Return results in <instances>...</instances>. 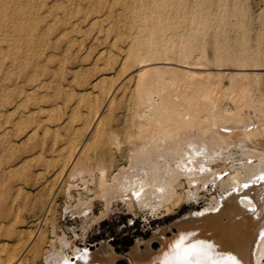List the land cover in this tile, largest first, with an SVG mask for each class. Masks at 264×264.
<instances>
[{"label": "rangeland", "instance_id": "obj_1", "mask_svg": "<svg viewBox=\"0 0 264 264\" xmlns=\"http://www.w3.org/2000/svg\"><path fill=\"white\" fill-rule=\"evenodd\" d=\"M9 6H11V8H9V6H7V4ZM0 0V10L2 9V11H0V16H2L3 18H5V20L1 17V22H0V29L2 28L0 36V62L3 64H6L7 65L5 67L2 66L1 67V63H0V72L1 70L3 71L2 73H0V78L2 77V79H0V135L2 134L1 138L3 139L4 137H10V138H4L3 140H1L0 138V143H2V146L4 147H1V144H0V165L2 163V165L0 166V178L3 177V179H0V195H2V197H0V206H4L3 209H1L0 207V227H6V228H0V246L2 248H0V264H3L6 259L8 257H11L12 258V262L11 264H15L16 262V259H18L20 256H25V263L26 264H44V258H45V255L47 254L46 252H51L53 249V247L55 248H59V239L61 236L59 235H63L64 232H66V237L71 241V245L72 243L74 244H77L79 245L80 247L84 248V247H87L92 250H95L98 246H99V242L101 240H109V242H111L113 245L115 246H122L124 248L128 247V246H131L132 243H134L135 239L137 236H142V237H149L153 230L156 229L157 227L161 226V225H164V224H168L170 222H172L173 220L179 218L181 215H183L184 213L186 212H189L193 209H198V207H203V205H207L209 204V202L211 201V197L212 196H220L221 194H223L227 189L226 187H221L219 186V180H221L222 177L226 176L227 173L230 171V167H229V162L227 161H224L221 157H217V158H214L213 157V169H216L215 166H217V169L216 170V176L214 177L213 175H211V172L209 173V171L205 174V178H204V175L203 178L206 179V180H201L203 181L200 182L199 179L196 183V186L198 185V188H199V195L197 197V200H192L186 204H184L182 207H179L177 209H174V211L170 214H167V215H163L161 216V218H157V216H155L154 214H150L148 213V221L147 220H144L141 216H135L133 217V214H132V211L129 210L128 208H126V205L122 206L121 202L119 201H114L113 202V208H115V211L112 212L105 220L102 221L101 224H94V222L92 223V229L90 228L89 231L83 235V230H82V227H80L82 225V220H81V217L78 216V212H75L76 214L73 213V211L71 212L70 210V213H66L64 212L65 208L67 209L68 206L70 205H74L75 203H77L76 201L78 199H85L87 198L86 195H88L89 192H85L83 190V182L82 181V177L81 176H76V177H70L68 174H70L71 172L70 171H73V167H75L73 164V160L75 158V156H81L78 157V164L82 167V166H85L88 173L86 172L85 173V177L86 179H91V175L89 172H95V173H98V170L100 166H105L106 164V167L108 168H112V169H109L107 168L108 171L110 172H113V171H117L118 168L121 169V167H123L124 165H129V161L130 159L132 158V155L134 154V150L137 151V149H141L140 151H142V149L145 151H147V148L148 146H150V143H152V148L155 147V146H160L161 144H163L165 142V140H162V138L159 140V137L160 135L158 134L159 133V129L160 128V125L162 124V121H165L163 122V124H167V127L166 125H164L165 129H170L169 132L167 130V132L164 131V134H168L166 135L167 137V141H169V143L174 144L172 142H175L174 139L176 140V137H178L179 135H185L186 133H190V137L193 138V141L198 142V144L201 146L202 144H204V140L203 138H201V135L199 133H197V128L198 127H204V125L208 126L212 129V130H217L218 132L226 135L228 132H225L224 129H221V126H219L218 124H215V123H211V119L209 118H205L204 116H202V113L200 115V113L203 110V108H211V106L213 105V102L209 99H205L203 96H202V93H203V89L202 87L200 86V84L198 85V83H202V80H203V83L206 84V85H211L210 86V96H212V100L213 99H216V102L215 104L222 107V110H221V113L224 114V116L226 117V120L227 122H221L225 125H227L228 127L231 126L232 128V133H236L237 135L239 136H244L245 138H247L246 140H248V142L254 146L255 148H258L262 153H264V144L262 143H257L256 141H249V134H256L257 136H261V133L264 132V0H230V1H227L225 0H214V3H217V2H220V5L219 3H217L216 5L212 2V1H208L206 0V5H205V0H169L170 1V6L172 4V8H170L169 5H167V3H169V1L165 0H126V2L124 0H119L120 1V4H117L116 1L118 0H108L106 2L108 3H104V4H100L101 1L103 0H91V2L89 0H22L24 1V3L21 1V0H11L12 3H10V0ZM27 1V2H26ZM35 3H34V2ZM71 3V5H68L69 3ZM72 1V2H71ZM75 3H74V2ZM110 1V3H109ZM133 3H132V2ZM143 1V2H142ZM153 1V2H152ZM158 1V2H157ZM176 1V2H174ZM184 1H187L184 2ZM191 1L193 2H197L198 4H202V7L199 6L198 4H193V2L191 3ZM204 1V2H203ZM217 1V2H215ZM224 2V4L221 2ZM235 2V4L232 2ZM3 2V4H2ZM14 2V3H13ZM17 2V3H16ZM19 2V3H18ZM38 2V3H37ZM47 3L46 5V8H45V5L43 3ZM67 2V3H66ZM98 2V3H97ZM111 2H113V4L111 5ZM122 2V3H121ZM152 2V3H151ZM167 2V3H166ZM178 2V3H177ZM181 2V3H180ZM189 2V3H188ZM209 2V3H207ZM212 2V4H211ZM230 4H229V3ZM238 2V4H237ZM27 3V4H26ZM30 5H29V4ZM34 3V5H33ZM41 3V4H40ZM45 3V4H46ZM49 3V4H48ZM84 3V4H82ZM90 3V4H89ZM137 3H142V9H145L144 11L141 10V6ZM147 3V4H146ZM158 3V4H156ZM160 3H161V7H163L161 9V7H158L160 6ZM164 3H165V6H164ZM175 3V6L177 7V4L179 5L178 6V10L180 11H175L177 10L174 9L175 6H173ZM185 3V4H184ZM228 3V4H227ZM6 4V6L4 7V5ZM20 6V9H21V13L19 11V6L17 7V5ZM39 4V5H38ZM56 4V5H55ZM66 4V5H65ZM89 4V6H88ZM96 4V5H95ZM98 4V5H97ZM123 4V5H122ZM125 4V5H124ZM144 4V5H143ZM180 4H184L183 6H180ZM190 6L187 7L188 10H185L183 11V7L185 6ZM207 4H208V8H207ZM25 8L23 9L22 6ZM27 5V6H26ZM37 7H36V6ZM43 5V7L41 6ZM60 5H62L60 7ZM65 5V6H64ZM68 5V6H67ZM74 5V6H73ZM93 5H95V7H93ZM99 5L101 7H104V8H101L99 7ZM108 5V6H107ZM111 5V7L109 8V6ZM130 5V6H129ZM149 5L148 10L151 12H145V11H148L146 10V6ZM153 5V6H152ZM158 5V6H157ZM193 5V6H192ZM205 5V7L203 6ZM211 5V6H209ZM212 5H215V6H212ZM228 7L226 8L225 6ZM15 6V7H14ZM31 6V7H30ZM48 6V7H47ZM57 7H60L61 8V11H60V8H56ZM69 6L72 8H69ZM82 9H80L81 7ZM107 6V7H105ZM119 6V7H118ZM126 6V7H125ZM137 6V8L135 7ZM152 8H151V7ZM169 6V8L167 7ZM201 7L200 9L197 7ZM224 6V7H223ZM234 8H233V7ZM241 6V7H240ZM6 7L8 8L6 9ZM39 7V8H38ZM53 7V8H52ZM56 9H55V8ZM65 7V8H64ZM74 7V8H73ZM80 7V8H79ZM97 7V8H96ZM99 7V8H98ZM113 7V8H112ZM158 7V8H157ZM165 7H167L168 9L166 10ZM193 7V8H192ZM209 7H211L212 9H210ZM217 7H221L219 9V12H217ZM230 7V8H229ZM5 8V9H4ZM15 11L13 12H16V13H13L12 10L13 9ZM18 8V9H17ZM35 10H33V9ZM38 8V9H37ZM88 8V9H87ZM90 8V9H89ZM93 8V9H91ZM94 8L97 10H94ZM126 9V10H123V9ZM130 10L131 11H128L127 10ZM155 10H154V9ZM157 8V9H156ZM160 8V9H159ZM181 8V10H180ZM192 8V9H191ZM198 11V13L196 12V10ZM203 8H205L204 10L206 12H210V13H207L203 10ZM229 8V9H228ZM34 11L33 14L30 13L32 10ZM43 9V10H42ZM44 9L48 10V11H44ZM55 11H53V10ZM79 9V10H78ZM137 9H140L137 11ZM162 10L163 14L161 11L159 10ZM173 9V10H171ZM190 9L192 10V12L190 11ZM199 9V10H198ZM207 9V10H206ZM215 9V10H214ZM226 9V10H225ZM7 10V11H6ZM11 10V13H9ZM18 10V12L16 11ZM31 10V11H30ZM40 10V11H39ZM65 10V11H64ZM68 10V12L66 11ZM75 10V11H74ZM78 10V11H77ZM83 10V11H81ZM89 10V11H88ZM92 10V11H90ZM102 12H100V11ZM116 10V11H115ZM157 10V11H156ZM195 10V11H194ZM3 11H6L5 13ZM53 11V12H52ZM72 11V12H70ZM81 11V13L79 12ZM97 13H96V12ZM128 11L129 14H133V17L132 15L131 16H128V13H124ZM142 11V14L140 15V12ZM159 11V12H158ZM168 11H172L170 12V14L168 15ZM177 13V15L175 16V12ZM186 11V12H185ZM196 12L197 14H194L193 13ZM202 13L200 14L199 13ZM203 11V12H202ZM212 11H214L212 13ZM220 11H222L220 13ZM227 14V16L229 18H227V16H225V12ZM236 11V14L234 13ZM2 12L7 15L11 20V22H9L8 20H10L7 16H5L4 14H2ZM24 12H27V13H24ZM39 12V14L37 13ZM54 14H52V13ZM90 12V13H89ZM104 12V13H103ZM111 12V13H109ZM117 12V13H116ZM131 12V13H130ZM138 12L139 13V17L142 19L141 21H143V26L140 25L141 21L140 18L138 17ZM175 14H174V13ZM184 14H183V13ZM188 12V13H187ZM190 12V13H189ZM216 12V13H215ZM20 14V16L17 15ZM36 13V14H35ZM65 13V18L63 19L62 16L63 14ZM68 13V14H67ZM71 13L73 14V16L71 15ZM78 13V14H76ZM85 13V19H84V16H82L83 14ZM95 13V14H94ZM180 13V15H179ZM187 13V14H186ZM194 14V16L192 15L191 17V14ZM205 13V14H204ZM213 15H212V14ZM223 13V14H222ZM229 13V14H228ZM12 14V15H9ZM16 14V15H15ZM27 14V16L25 15ZM51 16H50V15ZM100 14H103V15H100ZM107 14H111L109 15L110 17H107L108 15ZM115 14V16H114ZM117 14V15H116ZM126 14V16H125ZM135 14V15H134ZM147 14V15H146ZM148 14L152 15L154 14V18L152 16H148ZM187 15L188 18H186V16L184 15ZM190 16H189V15ZM217 14V15H216ZM33 15V17H32ZM41 15V16H40ZM42 15H44L43 17H45L43 19ZM47 15V16H46ZM52 15H53V19H52ZM71 15V16H69ZM77 15V16H76ZM98 17H97V16ZM143 15V16H142ZM162 15V16H160ZM164 15H165V19H164ZM183 15V17L181 16ZM202 15L201 18L205 17V18H208V19H205L203 18V20L201 21L199 18V16ZM17 16V17H15ZM23 16V17H22ZM26 18H25V17ZM40 16V17H38ZM89 18H88V17ZM101 16V17H99ZM104 16V17H103ZM118 16V17H117ZM123 16V17H122ZM137 16V17H136ZM148 18H147V17ZM156 16V17H155ZM171 16V17H170ZM175 17L176 19H179L180 22H178L179 20H175V22H177L175 24L174 22V19L173 17ZM208 16V17H207ZM211 16V17H210ZM213 16H217L216 19L213 17ZM220 16V17H219ZM221 16H222V19H221ZM14 20L17 19V20ZM20 17V18H19ZM34 19H32V18ZM35 17V18H34ZM42 17V18H41ZM69 17V18H68ZM106 17V18H105ZM116 17V18H115ZM122 17V18H121ZM163 17V19L161 18ZM170 17V18H169ZM188 19L189 22L191 23V26L190 24L188 23V21L185 19ZM197 17V18H196ZM26 20H25V19ZM42 20H40V19ZM51 18V19H50ZM58 18V20L56 19ZM60 18V19H59ZM72 18V19H71ZM83 18V19H81ZM114 18V19H113ZM131 18V19H130ZM151 18L152 21L149 19ZM156 18V20H155ZM173 20H172V19ZM183 18H184V21H183ZM192 18V19H191ZM3 19V20H2ZM8 19V20H6ZM20 19V20H19ZM23 19H24V22H23ZM32 19V21H30ZM65 20L66 22L62 21L61 20ZM67 19V20H66ZM70 19V22L73 24L71 27H70V22H67L68 20ZM87 19V20H86ZM105 19V20H103ZM109 19V20H108ZM115 19H116V22H115ZM122 19V20H121ZM126 19V23L124 22V20ZM128 19V20H127ZM131 22H130V20ZM136 22H135V20ZM144 19V20H143ZM145 19H146V23H148L149 21H151V24H145ZM161 19V20H160ZM167 19V20H166ZM171 21V25H170V22L169 20ZM182 19V20H181ZM195 19V20H193ZM201 21L200 23L197 21ZM213 19V21H212ZM225 19H228V20H225ZM28 20V21H27ZM38 20V21H36ZM45 20H48L45 21ZM73 20V21H72ZM81 22H78L80 21ZM84 20V21H83ZM114 20V21H113ZM132 20L134 21V24L135 23H138L137 25L133 24ZM148 20V22H147ZM155 20V21H153ZM158 20V22H157ZM160 20V21H159ZM165 20V21H164ZM206 22V20H208V24L207 22L204 23L203 25H206V28L203 29L202 27H205L203 25H201L203 22ZM222 20H225V22ZM19 21H20V24H19ZM22 21V22H21ZM36 21V22H35ZM41 21V22H39ZM60 21V22H59ZM163 21V22H162ZM182 21H183V24L184 22H186V25L183 26L182 24ZM211 21V22H210ZM18 22V23H17ZM26 22V23H25ZM28 22L29 25H28ZM39 22V24H38ZM57 22V23H56ZM108 22V23H107ZM113 22V23H112ZM124 22V23H123ZM161 22V24H160ZM164 22H166V24H164ZM168 22V23H167ZM195 22H198L199 26L198 28L196 26V24H194ZM3 23V24H2ZM4 23H7V25L9 24V28L7 27V25H5ZM13 23V24H12ZM25 23V24H24ZM36 23L38 24L36 26ZM52 23V24H51ZM61 25H60V24ZM66 23V24H65ZM69 23V24H67ZM99 23V24H98ZM104 26H103V24ZM114 24L116 26V29L114 28L115 26L112 24ZM141 23V24H142ZM158 24L159 27L156 26V28H158L159 30H161L159 32V30L157 31H154L153 29L155 28V25ZM197 23V24H198ZM14 24H15V27H14ZM23 24V25H22ZM35 24V25H34ZM57 24V25H56ZM124 24V25H122ZM129 24V25H128ZM133 24V25H132ZM174 24V26H173ZM189 24V26L187 25ZM2 25V27H1ZM4 25V26H3ZM18 27H17V26ZM40 25V27H39ZM55 26V28L53 26ZM67 25V26H66ZM84 25V26H83ZM87 25L89 28H87ZM113 28H109L111 26ZM132 27H131V26ZM161 25L163 27H161ZM166 25V26H165ZM178 25V26H177ZM208 25V26H207ZM21 26V28L23 27V29L21 30V28L19 29V27ZM31 29V32H28L30 31L29 27ZM32 26V27H31ZM43 26V27H42ZM58 28H57V27ZM83 26V27H81ZM102 26V27H101ZM124 26V28L122 27ZM145 26V28H144ZM168 26V27H167ZM170 26V28H169ZM173 28H172V27ZM183 26V27H182ZM186 26H188L189 28H187ZM194 26V27H193ZM11 27V28H10ZM35 27V28H33ZM39 27V28H38ZM69 27V28H68ZM93 27V28H91ZM95 27V29H94ZM121 27V28H120ZM125 27H127L125 29ZM143 27V28H142ZM147 27V28H146ZM151 27V28H149ZM154 27V28H153ZM167 27V29H166ZM179 27H182L179 28ZM186 27V28H185ZM201 27V28H200ZM208 27V28H207ZM13 28H15L13 30ZM25 28L27 31H25ZM38 28V29H36ZM51 28H54L55 30L51 29ZM91 28V29H90ZM98 28V29H97ZM105 31H103L102 29ZM135 28L137 31H135ZM178 28V29H176ZM183 28L185 29V31L183 30ZM194 28V29H193ZM5 29V30H4ZM9 29V30H7ZM29 29V30H28ZM45 29H47L46 31L48 33L45 32ZM70 29V30H69ZM86 29V30H84ZM90 29V30H89ZM93 29V30H92ZM111 29V30H110ZM117 29L119 31H117ZM122 31H121V30ZM130 29V32L129 33V30ZM141 29H145L144 31H142ZM152 32H151V30ZM7 30V32H6ZM13 30V31H12ZM21 30V31H19ZM24 30V31H23ZM39 30V31H38ZM44 30V32H43ZM53 30V31H52ZM67 30L69 31V33H67ZM84 32H82V31ZM97 30V31H96ZM101 32H99V31ZM110 30V31H109ZM113 30V31H112ZM116 30V32H115ZM126 30V31H125ZM149 31L147 32V34L149 35V39H148V36L146 34V31ZM163 30V31H162ZM165 30V31H164ZM193 31L192 33H196L197 31L202 32L200 33H197L199 34L198 35H195L192 36L191 35V31ZM196 30V31H194ZM11 33H15V34H11ZM23 31V32H22ZM33 31V32H32ZM36 31V32H35ZM52 31V32H50ZM59 31V32H58ZM71 31V32H70ZM75 31V32H74ZM79 31V32H78ZM125 31V32H124ZM153 31L154 33H158L157 35L154 34V35H151L153 34ZM173 31H175L176 33H174ZM189 31V32H188ZM29 34H28V33ZM55 32V33H54ZM58 32V33H57ZM74 32V33H72ZM78 32V34H77ZM87 32V33H86ZM98 32V33H97ZM108 32V33H107ZM129 34V36H124V35H127L126 34ZM143 32V33H142ZM172 32V33H171ZM188 34H186V33ZM8 33V34H7ZM9 33L11 34V39H10V35ZM27 33V34H25ZM31 33V34H30ZM37 33V34H36ZM39 33V34H38ZM41 33V34H40ZM52 33V35H51ZM57 33V34H56ZM71 33V34H70ZM83 33V34H82ZM91 33V34H90ZM107 33V34H106ZM124 35H123V34ZM139 33V34H138ZM144 34L143 36L140 34ZM174 33V35H173ZM7 34L8 37L5 35ZM24 34V35H23ZM34 34V35H32ZM73 34V35H72ZM82 34V35H81ZM98 34V36H97ZM102 34H106V35H102ZM109 34V35H108ZM114 34V35H113ZM164 34H166L164 36ZM178 34V36L180 34V37L178 38V36H176ZM203 37H201L202 35ZM22 35V36H21ZM27 35L28 38H30V40L32 42H34L36 39L39 40V41H35L34 43H32L28 38H25ZM31 35V36H30ZM38 37H37V36ZM41 35V36H40ZM43 35L46 37L43 38ZM49 35V36H48ZM56 35V36H55ZM68 35V36H66ZM71 37H70V36ZM77 35V36H76ZM80 35V36H79ZM88 35V36H86ZM93 35V36H92ZM140 35V37H138ZM188 35L189 38H186V36ZM16 36V37H15ZM49 38H48V37ZM60 36V37H59ZM84 36V37H83ZM103 36V37H102ZM108 36V38H107ZM110 36V37H109ZM114 36V37H113ZM119 36H121V38H118ZM123 36V37H122ZM155 38H154V37ZM160 36V38L158 37ZM161 36H163V38H161ZM172 36H174L172 38ZM182 36L184 37L182 38ZM192 36V37H191ZM198 36V37H197ZM4 37V38H2ZM7 37V40H5ZM13 37V38H12ZM33 37V38H32ZM42 38V39H38V38ZM59 37V39H58ZM63 37V38H62ZM70 37V38H69ZM76 37V38H75ZM89 37V38H88ZM98 38L97 40H94L96 38ZM107 38L106 40L103 39V38ZM125 37H128L125 38ZM142 37H144V40H141L143 39ZM160 39L162 41V43H159L158 39ZM177 37V38H175ZM191 37V38H190ZM198 39H197V38ZM202 38L204 39V41L202 40V42L198 41L199 38ZM18 38V39H17ZM32 38V39H31ZM35 38V39H34ZM52 38V40H51ZM56 38V39H55ZM62 38V39H61ZM66 38V39H65ZM69 38V39H68ZM75 38V39H74ZM88 38V40H87ZM130 38V40H129ZM138 38V42L136 41ZM141 38V39H139ZM182 38V40H181ZM195 38V39H193ZM200 38V39H201ZM216 38V39H215ZM18 41H16V40ZM34 39V41H33ZM44 39V40H43ZM50 41H49V40ZM71 39V40H70ZM78 39V40H77ZM83 39V40H82ZM85 39V40H84ZM117 39V40H116ZM122 39V40H121ZM147 39V42H145ZM152 39V40H150ZM155 39V40H153ZM14 40V41H13ZM23 42H22V41ZM25 40V41H24ZM47 40V41H46ZM64 42H63V41ZM80 40V41H79ZM101 40V41H100ZM115 40V41H114ZM123 41L125 43H121L120 42ZM142 44H146L147 45L149 44V46L151 47V45L154 43L155 41V45H153V47L156 45L159 46L160 48L158 47H151L152 50L150 49V47H146L143 46L142 44L141 45H138V43H141ZM184 40V41H183ZM188 40V42L186 41ZM190 40V42H189ZM193 43L192 44V42ZM196 40V41H195ZM214 40H215V43L217 42V47H216V44L214 43ZM8 41V42H6ZM16 41V43H15ZM28 41V42H27ZM42 41V43H41ZM60 41V42H58ZM74 41L73 43L75 44H72L71 42ZM77 43H76V42ZM92 41V42H91ZM99 41V42H98ZM105 41V42H104ZM117 41H118V45L117 47L115 46V43L117 44ZM129 43H126L128 42ZM144 41V42H143ZM150 41V43H149ZM153 41V43H152ZM160 41V42H161ZM179 43H177V42ZM188 44H185L186 42ZM12 42V43H11ZM25 42V43H24ZM31 42V43H30ZM51 42V43H50ZM63 42V43H62ZM84 42V44H83ZM88 42L91 44H88ZM105 44H103V43ZM110 42V43H109ZM135 42V43H133ZM137 42V43H136ZM159 44H158V43ZM185 42V43H184ZM13 44L11 46V44ZM24 43V44H23ZM28 43H30L28 45ZM47 43V44H46ZM60 44L61 45H57V44ZM68 43L70 45H68ZM93 43V44H92ZM96 43V44H95ZM108 43V44H107ZM115 46H113L112 45ZM121 46H120V44ZM152 43V44H151ZM166 43V45H165ZM169 43V44H168ZM196 43L200 46H197ZM204 45H203V44ZM8 44V45H7ZM20 44V45H19ZM26 44V46H25ZM39 44V46H38ZM54 44V45H53ZM66 44V46L64 45ZM86 44V45H85ZM101 44V46H100ZM134 44L138 45V46H135ZM175 44V45H174ZM181 44H185L184 47H186V45H193L190 47L188 46L187 48H184L183 46L181 47ZM205 44L207 46V48L205 47ZM33 45V46H31ZM37 45V46H35ZM42 45V46H40ZM73 45V46H71ZM88 45V46H87ZM105 45L107 47H105ZM110 47H109V46ZM169 45V46H168ZM7 49H6V47ZM11 46V47H9ZM22 46V48H21ZM57 46H59L57 48ZM77 46V47H76ZM82 46V47H81ZM85 46V47H84ZM98 46V47H97ZM137 48L136 50L137 51H134L135 50V47ZM143 46V47H142ZM175 46V47H174ZM196 48H193L195 47ZM215 48H213V47ZM21 49H20V48ZM32 47V48H31ZM61 47V48H60ZM65 47V48H63ZM87 47V48H86ZM91 47V48H90ZM96 47V48H95ZM105 47V48H104ZM112 47V49H111ZM122 47V48H121ZM141 47V48H140ZM161 47H163V50H161ZM198 47V48H197ZM203 47V48H202ZM14 50H13V49ZM31 48V49H30ZM36 48V49H35ZM41 48V49H40ZM71 48V49H70ZM79 48V50H78ZM101 48V49H100ZM118 48V49H117ZM119 48H120V51H119ZM138 48L141 50V52L138 50ZM178 48V53L177 54V60H174L176 59V54H174L176 52L175 49ZM191 48H192V51H191ZM24 51H23V50ZM33 49V50H32ZM38 49V50H37ZM62 49V50H61ZM70 49V50H69ZM74 49V50H73ZM82 49V50H81ZM92 49V50H90ZM97 49V50H96ZM100 49V50H99ZM111 49V50H110ZM128 49V50H127ZM146 50V52L144 50ZM160 51H159V50ZM174 49V50H172ZM186 51H185V50ZM195 49V50H193ZM217 49V51H216ZM7 50L8 51V54L10 55H7ZM12 50V51H11ZM36 50V51H35ZM67 50L68 53H67ZM81 52V53H79ZM81 50V51H80ZM85 50V51H84ZM91 52V56H90V52ZM96 50V51H95ZM106 50V52H105ZM115 50V51H113ZM123 53H122V51ZM125 50V51H124ZM132 50V51H131ZM151 50V51H150ZM154 50V51H153ZM157 50V52H156ZM200 50V51H199ZM208 50V51H207ZM218 53V56L217 54H213L212 52H215ZM15 51V52H14ZM57 51V52H55ZM62 51V52H61ZM88 51V54H84ZM99 51V52H98ZM117 51L119 53H117ZM150 51V53H149ZM174 51V52H173ZM187 51H188V56L187 55ZM197 51V52H196ZM17 57H15V54ZM20 52V53H19ZM22 52H24V56H21ZM61 52V54H60ZM74 52H76L77 54H75ZM111 52V53H110ZM115 52V53H114ZM126 52V54H125ZM140 52V53H139ZM154 52V55L152 57V53ZM173 54H172V53ZM195 52V54L193 53ZM2 53V54H1ZM13 53V55H12ZM19 53V55H18ZM28 53V54H27ZM47 53V54H46ZM72 56H71V54ZM79 53V54H78ZM102 53V54H101ZM107 53V54H106ZM113 53V54H112ZM131 53V54H130ZM138 53V56L139 58L137 59V54ZM147 53V54H146ZM164 53V54H163ZM166 53L168 55H166ZM190 53V54H189ZM193 53V54H192ZM202 53V56H200ZM203 53H207V54H211V58H210V55H204L203 56ZM49 54V55H48ZM74 54V55H73ZM95 54V55H94ZM109 54H111L110 56H108ZM121 56H120V55ZM157 54V55H156ZM182 54V55H181ZM200 54V55H199ZM35 55V56H34ZM40 55V56H39ZM45 57H44V56ZM55 55V56H54ZM58 55V56H57ZM78 55V56H76ZM88 55V56H87ZM94 55V57H93ZM100 55V56H99ZM104 55V56H103ZM107 55V56H106ZM135 57V59L137 60L136 62L138 63H134L135 62L134 60L135 59H132L131 56ZM170 55V56H169ZM174 57H173V56ZM181 55V56H180ZM197 55V56H196ZM7 59H5L6 57ZM8 56H13V57H8ZM19 56V57H18ZM21 56V57H20ZM26 56V57H25ZM51 56H52V59H51ZM62 56V57H61ZM85 56V57H84ZM113 59H116V60H113L112 61V57ZM115 56V57H114ZM119 56V57H117ZM155 56V58H154ZM188 56V57H187ZM222 56V57H221ZM37 57V59L35 58ZM78 59H76V58ZM80 59H79V58ZM82 57V58H81ZM89 59H87V58ZM92 57V58H90ZM99 59H97V58ZM104 57V58H103ZM107 57V58H106ZM158 57V58H157ZM179 57V58H178ZM190 57V58H189ZM193 57V58H192ZM202 57V58H201ZM206 57V58H205ZM16 58V59H15ZM19 58V60H18ZM40 58V59H39ZM60 58V59H59ZM69 58V60H68ZM75 58V59H74ZM103 59H107L106 62L104 60L103 62ZM121 58V59H120ZM129 58V59H128ZM131 58V59H130ZM147 58V59H146ZM170 58V59H169ZM174 58V59H173ZM185 58V59H184ZM205 58V59H204ZM208 58V60H207ZM216 60H215V59ZM217 58H220L219 61H217L218 59ZM10 59V60H9ZM44 59V60H43ZM48 59V61H47ZM85 59V60H84ZM94 59V60H92ZM110 59V60H109ZM162 59V60H161ZM214 59V60H213ZM36 60V61H35ZM41 60V61H40ZM64 60V61H63ZM79 62H77V61ZM81 60V61H80ZM99 60V61H97ZM189 60V61H188ZM3 61V62H2ZM26 61H29L28 63H26ZM51 61V62H50ZM68 61V62H67ZM70 61H71V64H70ZM83 61V62H82ZM91 61V62H90ZM94 61V62H93ZM96 61V62H95ZM107 61L109 63H107ZM115 61V62H114ZM125 61V62H124ZM127 61V62H126ZM130 61V62H129ZM157 61V62H156ZM165 61L169 62V63H166ZM175 61V63L173 62ZM9 62V63H8ZM21 62V63H20ZM54 62V63H53ZM90 62V63H89ZM125 64H124V63ZM163 63V64H167V66H158V67H150L149 70L143 74L146 78L149 74L148 77H150L151 81H154L156 80L154 83H159V80L161 82V84H164L165 86L167 85V87L165 88V91L164 92H161L160 94L162 95H168L169 97H171V104H175L176 107L174 110H177L179 108V104H183L184 105V108H183V111L185 112V110L187 111H191L193 112L194 114V117H195V114L197 115L195 120L192 123V127H191V131L187 132L186 131V122H190L193 118H188L186 119L185 116H179L181 114H183L181 112V114H179V111H178V114H176V112H172V117L169 120L168 118V113H166V110H161V115L159 116V118L161 119L162 118V121L159 123L160 125L156 124L157 123V120H155L156 118H152L151 120H146V121H142L141 124L138 125V121H135L138 117V110L140 108V99H139V95L141 93V91L143 90V87H144V83L141 82V80L144 81V76L143 75H140V77L137 75V72H136V68H139L140 64L142 63ZM161 62V63H160ZM165 62V63H164ZM180 62H182L181 64H184V65H188V66H192L196 72L193 70L192 68V71H186L185 69H182L181 65L179 64ZM11 63V65H10ZM17 63V64H15ZM45 63V64H44ZM57 63V65H56ZM76 63V64H75ZM81 63V64H80ZM94 63V64H93ZM115 63V64H114ZM117 63V64H116ZM122 63V64H121ZM129 63H131L130 65H128ZM179 65H178V64ZM9 64V65H8ZM15 64V65H14ZM19 64V65H18ZM24 64V66H23ZM31 64H32V67H31ZM48 64V65H47ZM89 66L87 68V66ZM108 64V65H107ZM112 64V65H111ZM177 64V66H176ZM13 65V66H12ZM39 65H42V66H39ZM50 65H52L50 67ZM96 65V66H94ZM106 67H105V66ZM110 65V66H109ZM114 65V66H113ZM131 65L134 67H132V69L130 68ZM17 66V67H16ZM28 66V67H27ZM47 66V67H46ZM49 66V67H48ZM57 66V68H56ZM60 66V68L58 67ZM66 66V67H65ZM82 66V67H81ZM83 66L84 69H83ZM94 66V67H93ZM100 66V68H98ZM112 66V67H111ZM122 66V67H121ZM128 66H129V70H128ZM171 66H174L171 68ZM233 67L231 68L232 70H229L230 67ZM236 66V67H235ZM241 66V67H239ZM260 67V69L258 68ZM42 67V68H40ZM65 67V68H64ZM80 67H81V70H80ZM93 67V68H92ZM127 67V71L129 72L130 69L131 71L128 73L125 68ZM222 67V68H221ZM226 67H229L226 69ZM244 67H247V68H244ZM249 67V68H248ZM7 68V69H6ZM9 68V69H8ZM24 68V69H23ZM49 70H47V69ZM67 68V69H66ZM108 68V69H106ZM111 68V70H110ZM156 68V69H155ZM158 68V69H157ZM166 68V69H165ZM199 68L203 69L202 70H199ZM208 69V70H204V69ZM218 68V69H217ZM221 68V69H220ZM236 68V69H235ZM238 68V69H237ZM17 69V70H16ZM41 69V70H40ZM45 69V70H44ZM79 69V70H78ZM94 69L96 71H94ZM103 69V70H102ZM118 69V70H117ZM120 69V70H119ZM176 69V70H175ZM247 69V70H246ZM7 70V71H6ZM26 70V72H24ZM47 70V71H46ZM53 70L55 72H53ZM60 72H59V71ZM74 70V72H73ZM92 70V71H91ZM101 70V71H100ZM107 70V71H106ZM221 70H224V71H221ZM253 70H255L253 72ZM258 70V71H257ZM9 71V72H8ZM77 71V73H76ZM88 74L89 78L86 77L87 75L86 74H83L85 72ZM91 71V72H90ZM128 73H126V72ZM151 71H153L152 74ZM250 71L251 73H253L251 76L250 74ZM29 72V73H27ZM49 72V74H48ZM52 72V73H51ZM59 72V73H58ZM71 72V73H70ZM73 72V73H72ZM82 73V75L80 73ZM99 72V73H98ZM110 72V73H109ZM121 72V73H120ZM133 72V73H132ZM166 72L168 74H166ZM232 72V73H231ZM234 72V73H233ZM242 72V73H241ZM245 72V73H244ZM256 72V74H254ZM9 73V75H8ZM36 73V74H35ZM40 73V74H39ZM56 73V75H55ZM67 73V74H65ZM70 73V74H69ZM89 73H92V74H89ZM101 73V74H100ZM105 73V75H104ZM108 75H107V74ZM113 73V74H112ZM114 73H116L114 75ZM228 73V75H227ZM247 73H250V74H247ZM18 74V75H17ZM43 74V75H42ZM54 74V75H53ZM62 74L64 76H62ZM77 74V83H76V80H74L76 77L75 75ZM121 74V75H119ZM23 76V78L20 77ZM38 75V76H37ZM41 75V76H40ZM44 75H46V77H44ZM73 75V76H72ZM84 75V76H83ZM94 75V76H93ZM121 77H119V76ZM128 75V76H127ZM133 76L132 77V81L130 80L131 77L129 76ZM8 76H10L8 78ZM27 76V77H26ZM50 76V77H49ZM101 76V77H100ZM128 77L127 80L125 77ZM135 76V77H134ZM239 76V78H238ZM7 77V78H6ZM35 77V78H34ZM42 77V79H41ZM48 77V79H47ZM53 77V78H52ZM62 77V78H61ZM72 77V78H71ZM81 77V78H79ZM82 77L84 78V80L82 79ZM6 78V79H5ZM12 78V79H11ZM46 78V79H45ZM51 78V79H50ZM66 78V79H65ZM134 78V79H133ZM145 78V79H146ZM171 78V79H169ZM232 78V79H231ZM33 79V80H32ZM38 79V80H37ZM56 79V80H55ZM72 79L74 81H72ZM89 79V80H87ZM106 79V80H105ZM125 81H124V80ZM148 79V78H147ZM148 79V81L150 80ZM239 81H238V80ZM4 82H3V81ZM24 80V81H22ZM30 80V82H28ZM55 80V81H54ZM59 80V81H58ZM68 80V81H67ZM85 83H89L88 84H84L83 81H85ZM98 80V81H97ZM130 80V81H129ZM163 80V82H162ZM172 80V81H171ZM233 80V81H232ZM14 82L13 84L11 82ZM19 81V82H18ZM26 81V83H24ZM32 81V82H31ZM45 81V82H44ZM55 83H54V82ZM58 81V82H57ZM72 81V82H70ZM83 82V84L81 82ZM95 81V82H93ZM97 81V83H96ZM112 81V82H111ZM158 81V82H157ZM190 81H193L192 83H190ZM205 81V82H204ZM236 81H238L236 83ZM17 82V83H15ZM38 82V83H37ZM48 82V83H47ZM60 82V83H59ZM63 84H62V83ZM92 82V83H91ZM101 82V83H100ZM103 82V83H102ZM121 82V83H120ZM136 82V83H135ZM139 82V83H138ZM195 82V83H194ZM235 82V84L233 83ZM6 85H5V84ZM23 86V87H21ZM37 83V84H35ZM47 83V86H45ZM50 83V84H49ZM67 83V84H66ZM71 83V84H70ZM81 83V84H80ZM101 85H100V84ZM107 86H106V84ZM124 83V84H123ZM203 83H202V86H203ZM240 83V86L243 85L245 86V88H247V91H248V95H247V91H246V94L243 92H241V89L239 88L238 91H236V87H240L239 84ZM246 83V85H245ZM4 84V85H3ZM31 84V86H30ZM51 86H49V85ZM57 84V85H56ZM74 84V86H73ZM79 84V85H78ZM97 84V86L95 85ZM104 84V85H103ZM114 84V85H113ZM130 84V85H129ZM143 84V85H142ZM160 83L158 85H161ZM188 84V86H187ZM238 84V86H237ZM11 85V86H9ZM53 85V86H52ZM60 85V87H59ZM82 85V86H81ZM94 85V86H92ZM98 85H99V88H98ZM141 85L143 87H141ZM33 86V87H32ZM40 86V88H39ZM41 86L43 88H41ZM49 86V87H48ZM56 86V87H55ZM63 86V88L61 87ZM73 86V87H72ZM81 86V87H79ZM121 87V88H118V87ZM236 86V87H234ZM13 87V88H12ZM27 87V88H26ZM38 87V88H37ZM97 87V88H96ZM105 87V88H104ZM124 87V89H123ZM141 87V88H140ZM242 87V86H241ZM17 88V89H16ZM21 88V89H20ZM32 88V89H31ZM48 88V89H47ZM50 88V90H49ZM52 88V89H51ZM107 88V89H106ZM118 88V89H117ZM235 88V89H234ZM252 88V89H251ZM16 89V90H14ZM48 91H47V90ZM56 89V90H55ZM68 89V91H67ZM70 89V91H69ZM80 91H79V90ZM96 89V90H95ZM100 89V90H99ZM103 89V90H102ZM11 90H13L11 92ZM24 90V91H23ZM42 90V91H41ZM44 90V91H43ZM46 90V91H45ZM54 90V91H53ZM57 90H61V91H57ZM74 92H73V91ZM82 90V91H81ZM86 90V91H85ZM93 92H92V91ZM117 90V91H116ZM251 90V91H250ZM6 91V92H4ZM8 91V92H7ZM38 91V92H37ZM57 91V92H56ZM102 91V93H101ZM115 91V92H114ZM176 91L179 93V97L177 98H174L172 97L173 94L176 93ZM250 91V92H249ZM4 94H3V93ZM17 92V94L15 93ZM23 92V93H22ZM36 92V93H34ZM62 92V93H61ZM67 92V93H65ZM70 92V93H69ZM73 92V93H72ZM99 92V93H98ZM230 92V93H229ZM15 93V94H14ZM31 93V94H30ZM32 93L34 95H32ZM68 93L71 95V93L74 95H71V99L70 97L67 99V96H70L68 95ZM89 93V94H88ZM98 93V94H97ZM116 93V95H115ZM121 94H124L123 96H125V98L122 96V99L119 95ZM245 94L243 95L244 97L246 96V98H244L242 96V94ZM9 94V96H8ZM12 94V95H11ZM41 98H39V96ZM53 94V95H52ZM59 94V95H58ZM61 94V95H60ZM65 94V95H64ZM77 94H80V95H76ZM86 94V95H85ZM107 94V95H106ZM112 94H114L115 96H113ZM126 94V95H125ZM241 94V95H240ZM36 97L38 96V98H31L30 97ZM44 95L43 99H42V96ZM65 97H64V96ZM67 95V96H66ZM84 95V96H83ZM94 95V96H93ZM102 95V97L100 96ZM105 95V96H104ZM183 95H186L187 97H190L191 98V101H186L184 102L183 100ZM54 96V97H53ZM60 96H63V99L62 97ZM99 96V97H98ZM158 96V95H157ZM155 97V98H158V97ZM10 97H12L11 99H9ZM27 97V98H26ZM57 97V99L55 98ZM81 97L83 98L81 100ZM107 97V98H106ZM109 97H110V100H109ZM116 97V99H115ZM3 98V99H1ZM7 98V100L9 102H7V100L5 101V99ZM14 98V100H13ZM46 98H48L49 100H47ZM52 98V99H51ZM86 98V99H84ZM88 98H92L93 101L89 100ZM95 98V99H94ZM99 98V99H98ZM101 98V99H100ZM115 102H114V100ZM121 98V99H120ZM20 99V100H19ZM54 99V100H53ZM77 99V100H75ZM98 99V100H97ZM103 99V100H102ZM106 99V100H105ZM4 100V102L2 101ZM11 100V101H10ZM33 100V101H32ZM37 100V101H35ZM39 100V101H38ZM46 100V101H45ZM52 100V101H50ZM67 100H69V102H67ZM85 100V101H84ZM102 100V101H101ZM112 100V101H111ZM124 100V102H123ZM55 101V102H54ZM78 101V102H77ZM101 101V102H100ZM109 101V103H108ZM121 101V103H119ZM3 102V103H2ZM11 102V103H10ZM22 102L25 103V107H29L28 109L26 108H23L24 105H22ZM35 103L34 104H32ZM38 105H36L37 103ZM52 102V104H51ZM63 102V103H62ZM74 102V103H73ZM76 102V103H75ZM93 102V103H92ZM114 102V103H113ZM10 103V104H9ZM31 103V104H29ZM66 103V104H65ZM73 103V104H72ZM80 103V104H79ZM98 103V104H97ZM116 103V104H115ZM178 103V104H177ZM21 104V105H20ZM48 104V106H47ZM64 104V105H63ZM72 104V105H71ZM84 104H87V105H84ZM89 104V105H88ZM91 104H94V105H91ZM100 104V105H99ZM112 104V105H111ZM117 107L114 106V105ZM122 104V105H121ZM16 105V106H15ZM34 105V106H33ZM81 105V106H79ZM99 105V106H97ZM109 105V107H108ZM12 106V108H11ZM38 106V107H36ZM68 106V107H66ZM73 106V107H72ZM84 108H83V107ZM93 106L94 108V112H93V108H91ZM108 108H107V107ZM65 107V108H64ZM90 107V109H89ZM4 108V109H3ZM21 108V109H20ZM45 108V110H44ZM63 110H62V109ZM77 108V109H76ZM88 108V109H87ZM99 110H98V109ZM107 108V110H106ZM111 108V110L109 109ZM114 108V109H113ZM65 109V110H64ZM70 109V110H69ZM80 111H79V110ZM83 109V110H82ZM201 111L199 112L198 110ZM4 110V111H3ZM19 110V111H18ZM23 110V111H22ZM47 110V111H46ZM77 112H76V111ZM90 110V111H89ZM92 110V111H91ZM98 110V111H97ZM118 110V111H116ZM37 111V113H35ZM42 111V112H41ZM56 113H55V112ZM62 111V112H61ZM66 111V112H65ZM79 111V112H78ZM91 113H89V112ZM110 111V112H109ZM198 111V112H197ZM3 112V113H2ZM12 112V113H11ZM20 112V114H18ZM48 112V114H47ZM52 112V113H51ZM54 112V113H53ZM97 112V113H96ZM106 114H105V113ZM112 112V114H110ZM167 112H170V110L168 111L167 109ZM197 112V113H196ZM4 115H2V114ZM34 113V114H33ZM50 113H51V116H50ZM58 113H60V115H58ZM65 113V114H64ZM78 113V116L77 114ZM81 113V115H80ZM83 113V114H82ZM102 113V114H101ZM109 113V114H108ZM157 113V112H156ZM6 114V115H5ZM12 114V115H11ZM17 114V115H16ZM26 114V115H24ZM54 114V115H53ZM91 116H90V115ZM96 114V116H95ZM137 114V115H136ZM165 114V115H164ZM168 114V115H167ZM62 115V116H61ZM72 115V116H71ZM82 116V117H79ZM87 115H89L88 117L90 118H87ZM103 115V116H102ZM104 115H108L109 117H107L106 119V116ZM112 115V116H111ZM157 115V114H156ZM154 115V116H156ZM17 116V117H15ZM28 116V117H27ZM33 116V117H31ZM38 116V117H37ZM54 116H57V117H54ZM67 116V117H66ZM77 116V118H76ZM87 118L85 119L84 118ZM171 116V115H170ZM169 116V117H170ZM3 117V118H1ZM25 117V119H24ZM27 117V118H26ZM31 117V118H30ZM38 119H37V118ZM44 117V118H43ZM53 117V118H52ZM60 117V118H59ZM75 117V119H73ZM81 119H79V118ZM158 117V116H157ZM164 117V118H163ZM33 118V120H32ZM48 118V119H47ZM51 118V119H50ZM104 118V119H103ZM14 121H13V120ZM24 119V120H23ZM34 119H37V120H34ZM39 119H41L39 121ZM42 119L44 121H42ZM55 122H54V120ZM73 119V121L71 120ZM6 120V121H5ZM32 120V121H31ZM51 120V121H50ZM60 120V121H59ZM64 120V121H63ZM78 122H77V121ZM99 123H96L97 121H99ZM105 120V123L103 122ZM178 120V122H177ZM33 124V122H35ZM42 121V122H41ZM63 121V122H62ZM91 122L88 123V122ZM102 121V122H101ZM108 121V122H107ZM168 121V122H167ZM9 123V124H5V123ZM27 122V125L25 124ZM32 124H30V123ZM52 122V123H50ZM65 122V123H64ZM70 122V123H68ZM146 122V123H145ZM250 122H254L252 125L250 124ZM25 124L26 126H23V124ZM41 123V124H40ZM60 123V125H59ZM78 123V124H77ZM89 125H88V124ZM179 123V124H178ZM182 123V124H181ZM12 124H14L12 126ZM19 124H20V128L19 127ZM30 124V125H29ZM58 124V125H57ZM74 124V125H73ZM163 124H162V127H163ZM177 124H178V127H177ZM247 124H250V125H247ZM3 125V127H2ZM9 125V126H8ZM41 125V127H40ZM43 125V126H42ZM68 125V127H66ZM77 125V126H76ZM81 125L83 129H81ZM88 125V126H86ZM96 125V126H95ZM100 125V126H99ZM5 126V127H4ZM8 126V127H7ZM30 126V127H29ZM35 126V127H33ZM59 126V127H58ZM64 126V127H63ZM87 128H85V127ZM247 126V127H246ZM2 127V129H1ZM15 127V129H14ZM43 127V128H42ZM67 128V129H64V128ZM76 127V128H75ZM79 127V128H78ZM4 128V129H3ZM10 128V129H9ZM12 128V130H11ZM17 128V129H16ZM32 128V130H31ZM41 128H42V132H41ZM57 130H56V129ZM60 128V129H59ZM73 128V129H71ZM78 128V129H77ZM97 130H96V129ZM157 128H158V133H157ZM54 129V131H53ZM59 129V130H58ZM93 129V130H91ZM164 129V130H165ZM185 129V132H183ZM5 130V131H4ZM19 130V131H17ZM24 130V131H23ZM30 130V131H29ZM52 130V131H51ZM2 131V132H1ZM11 133H9V132ZM29 131V132H28ZM59 131V132H58ZM63 131V133H62ZM76 131V132H75ZM81 131V133H80ZM91 131V132H90ZM163 131V128L162 130ZM6 132V133H5ZM8 132V133H7ZM15 132V133H14ZM20 132H21V135H20ZM36 132V133H35ZM45 132L47 133L45 135ZM58 132V133H56ZM85 132V133H84ZM90 132V133H89ZM152 132V134H150ZM53 133V134H52ZM70 133V134H69ZM76 133H79V135ZM84 133V134H83ZM153 133L157 134V136H155V134L153 135ZM161 133V132H160ZM170 133V134H169ZM10 134V136H9ZM17 134V135H20V136H17V135H14ZM35 134V135H34ZM39 134V135H37ZM41 134V136H40ZM58 134V135H57ZM65 134V135H64ZM162 136H164L163 132L161 133ZM4 135V137H3ZM25 135V136H24ZM32 135V136H31ZM45 136V140H44V136ZM51 135H52V138H51ZM64 135V136H63ZM82 135V136H81ZM85 135V136H84ZM116 135L119 137V140H120V146H116L115 143H113V137ZM153 135V136H152ZM35 136V137H34ZM42 138H40V137ZM50 136V137H49ZM59 136V137H56ZM67 136V137H66ZM77 136V137H76ZM92 136V137H90ZM161 136V137H162ZM34 137V138H32ZM90 137V138H89ZM165 137V136H164ZM163 137V138H164ZM165 137V138H166ZM172 137V138H171ZM175 137V138H174ZM27 138V139H26ZM30 138V139H29ZM68 141H66L67 139ZM82 139V141L78 140V139ZM11 139V140H10ZM35 139V140H34ZM63 141H62V140ZM144 139L145 141V145L143 144L144 142H141L142 140ZM152 139V140H151ZM25 140V141H24ZM31 140V141H29ZM42 140V142H40ZM147 140V141H146ZM164 142H162V141ZM170 140H172V142H170ZM3 141V142H1ZM5 141V143H4ZM19 141V143H18ZM24 141V142H23ZM27 141V142H26ZM50 141V142H49ZM80 143H78V142ZM86 141V142H85ZM149 141V142H148ZM160 141H161V144H160ZM21 142V143H20ZM37 143H40V144H37V147L34 146V144ZM47 142V143H45ZM52 142H53V145H52ZM56 142V143H55ZM66 142V144H65ZM75 142V143H74ZM85 142V143H84ZM14 143V144H13ZM16 143V144H15ZM25 143V144H24ZM27 143V144H26ZM44 143V144H43ZM64 143V144H63ZM154 143V144H153ZM167 145L168 142H166ZM166 143H164L166 145ZM10 144V145H9ZM12 144V145H11ZM22 144V145H21ZM31 144V145H29ZM48 144V145H47ZM56 144V145H54ZM69 146H68V145ZM148 144V145H147ZM5 145V146H4ZM16 145V147H15ZM20 145V146H19ZM29 145V146H28ZM40 147H39V146ZM41 145L42 148H41ZM46 145V146H45ZM61 145V146H59ZM69 147H67V146ZM141 145V146H140ZM212 146L213 143H211ZM9 146V149L7 148ZM24 146V147H23ZM31 146H33L31 148ZM51 146V148H50ZM59 146V147H58ZM63 146V148H62ZM66 146V147H64ZM11 147V148H10ZM13 147V148H12ZM21 147V148H20ZM31 148V149H28V148ZM35 147V148H34ZM52 147H54V149H52ZM151 147V146H150ZM163 147V146H162ZM2 148L4 150H2ZM19 148V149H18ZM27 148V149H26ZM40 148V149H39ZM44 148V149H43ZM60 148V151L61 154L59 152H57V150H59ZM68 148V150H67ZM6 149V150H5ZM12 149H13V154H12ZM15 149V150H14ZM25 149V150H24ZM38 149V150H37ZM50 149V150H47ZM52 149V150H51ZM215 149H217L215 147ZM9 150V151H8ZM17 150H21V152H18ZM30 150V151H29ZM41 150H46L44 151H41ZM67 150V151H66ZM73 150H76L75 152ZM232 150H235V148L233 147ZM6 151V152H5ZM8 151V153H7ZM17 151V152H16ZM23 151V152H22ZM74 153H73V152ZM145 151V152H146ZM209 152L212 150H208ZM4 152V154H3ZM11 152V153H9ZM27 152V153H25ZM29 152V153H28ZM36 152V153H35ZM53 152V153H52ZM57 152V153H56ZM79 152V153H78ZM143 152V151H142ZM144 152V153H145ZM210 152V153H211ZM2 153V154H1ZM24 153V154H22ZM43 153V154H42ZM58 153H59V156H58ZM21 154V156L19 155ZM73 154V155H71ZM77 154V155H76ZM212 154V153H211ZM2 155V156H1ZM6 155H8V157L10 156V159L8 157H6ZM19 155V156H17ZM39 155V156H38ZM43 155V157L41 156ZM16 156L17 159H15L14 157ZM41 156V157H40ZM48 156V157H47ZM23 157V158H22ZM25 157V158H24ZM38 157V159H36ZM30 158V160H28ZM32 158V159H31ZM35 158V160H33ZM40 158V160H39ZM49 158V159H48ZM52 158V160H50ZM55 158V160H54ZM80 158V159H79ZM57 159V160H56ZM59 159V160H58ZM83 161H82V160ZM102 159V160H101ZM3 160V161H2ZM6 160V161H4ZM37 160V161H36ZM44 162H41L43 161ZM50 160V161H48ZM54 160V161H53ZM61 160V161H60ZM79 160L81 161V163L79 162ZM101 160V161H100ZM56 161V163H54ZM59 161V162H58ZM69 161V162H67ZM4 162V163H3ZM8 162V163H7ZM12 162V163H11ZM28 164H27V163ZM39 162V163H38ZM46 162V163H45ZM49 162V165L47 164ZM51 162V163H50ZM53 162V163H52ZM83 162H84V165H83ZM6 163V165H5ZM22 163V165H21ZM27 164V167L25 164ZM45 163V166H43ZM62 163V165H61ZM90 167V169L88 168L89 166H87V164ZM102 163L100 166L99 164ZM11 164V165H10ZM31 164V166H30ZM40 164V165H39ZM43 164V165H42ZM48 166H47V165ZM52 164V165H51ZM67 164V166H66ZM72 164V165H71ZM105 164V165H103ZM10 165V166H9ZM15 165V166H14ZM20 167H19V166ZM78 165V166H79ZM3 166V167H2ZM9 166V167H8ZM18 166V167H17ZM34 166V167H32ZM36 166V167H35ZM43 166V167H42ZM55 166V168H53ZM76 165V167H78ZM79 166V168H80ZM97 168L93 170V168ZM115 166V167H114ZM117 166V167H116ZM2 167V168H1ZM11 167V168H10ZM31 167V168H30ZM47 167V168H46ZM49 167V168H48ZM93 167V168H92ZM19 170V173H18V170ZM25 170H24V169ZM27 168V169H26ZM44 168V169H43ZM58 168V169H57ZM65 168V169H64ZM68 168H69V173H68ZM117 168V169H116ZM3 169V170H2ZM16 169V171H15ZM23 171H21V170ZM30 169V170H29ZM71 169V170H70ZM75 169V168H74ZM11 170V171H9ZM16 172H14V171ZM28 170V171H27ZM45 170V171H44ZM52 170V171H51ZM91 170V171H90ZM113 170V171H112ZM25 171V172H24ZM37 171V174L36 175V172ZM40 171V172H39ZM55 171V172H54ZM4 172V173H3ZM21 172V173H20ZM35 172V173H33ZM42 172V173H41ZM54 172V173H53ZM8 173V174H7ZM10 173V174H9ZM12 173V174H11ZM25 173V174H24ZM29 175H28V174ZM40 173V174H39ZM21 174V176L19 175ZM42 174V175H41ZM66 174V175H65ZM209 174L211 175L210 178L213 176L214 178H212V180L209 178ZM5 175V176H4ZM11 175V176H10ZM14 175V176H13ZM17 175V176H15ZM27 175V176H26ZM32 175V176H30ZM34 175V177H33ZM2 176V177H1ZM8 176V177H7ZM13 176V177H12ZM26 176V177H25ZM37 176V177H36ZM65 176V180L64 181V177ZM199 176V174H198ZM201 176V177H202ZM207 176V177H206ZM5 177V178H4ZM10 177V178H9ZM21 177V178H20ZM28 177H31L28 179ZM33 177V178H32ZM41 177V179H39ZM46 177V178H45ZM55 177V179H54ZM68 177V178H67ZM217 177V178H216ZM219 177V178H218ZM221 177V178H220ZM7 178V179H6ZM9 178V180H8ZM25 178V179H24ZM38 178V179H37ZM43 178V179H42ZM60 178V179H59ZM209 178V179H208ZM16 179V180H15ZM27 179L28 182H26L25 180ZM48 179V180H47ZM52 179V181L50 180ZM58 179V180H57ZM63 179V180H62ZM71 179V180H70ZM1 180H3L1 182ZM9 183V185H11L10 187L7 186V182ZM34 180V181H32ZM216 180V181H215ZM67 181H71V182H67ZM91 180H88L87 184L88 186H93L92 183L90 182ZM187 178L186 176H181V186L179 184L178 188L179 190L181 191L180 193L181 194H185L183 192H186L185 190H187L189 187L191 189L194 188V186L192 185H189V183H187ZM212 181H215V182H212ZM4 182H6L4 184ZM13 182V183H12ZM19 182V183H18ZM28 185H26V183ZM52 182V183H50ZM56 182V183H54ZM37 183V184H36ZM50 185L48 186L47 185ZM72 185H68V184ZM214 183V184H213ZM34 184V185H32ZM83 184V186H82ZM204 184V186H203ZM3 185V186H2ZM12 185H14L15 187H13ZM48 189H47V187ZM74 185V186H73ZM17 186H18V189H17ZM21 186V187H20ZM40 186V187H39ZM59 186V187H58ZM62 188H61V187ZM71 187L70 188V191H72V195H69L67 196L68 194H66V187ZM39 187V188H38ZM74 187V188H73ZM38 188V189H37ZM54 188V189H53ZM59 188V189H58ZM64 188V189H63ZM95 188V187H94ZM7 190H10V191H6ZM17 189V190H16ZM21 189V190H20ZM35 189V190H34ZM44 189V190H43ZM46 189V190H45ZM28 190V192H27ZM64 192H63V191ZM3 191L6 193H3ZM22 191V192H21ZM31 191H34V192H31ZM39 191V192H38ZM42 191L41 195H37L39 194L40 192ZM49 191V192H48ZM61 191V192H60ZM10 192V193H9ZM16 192V193H15ZM26 192V193H25ZM59 192V193H57ZM81 192V193H80ZM3 193V194H2ZM12 193V194H11ZM20 193H23L20 194ZM26 196H25V194ZM29 193H31V196L29 195ZM9 194V195H7ZM20 194V195H19ZM28 194V196H27ZM47 194L48 195V199L46 198L45 195ZM51 194V195H50ZM55 194V195H54ZM80 196H79V195ZM13 195V196H11ZM18 195V196H17ZM83 195V196H82ZM93 195V194H92ZM3 196H5L6 198L3 199ZM17 196V197H16ZM25 196V197H24ZM34 196V197H33ZM39 196V197H38ZM54 196V198H52ZM86 196V197H85ZM16 199H11V198H15ZM45 197V199H44ZM77 197V199H76ZM80 197V198H79ZM18 198V199H17ZM21 198V199H20ZM26 198V199H25ZM36 198V199H35ZM39 198V199H38ZM22 199H23V202H22ZM30 199V200H29ZM33 199H35V202L33 201ZM41 199V200H40ZM53 199H56V202L55 200ZM7 200V201H5ZM26 200V201H25ZM28 200V201H27ZM32 200V202H31ZM52 200V201H51ZM14 201V202H13ZM36 201L38 203H36ZM39 201H41L42 204H46V205H42ZM43 201L45 203H43ZM54 201V202H53ZM137 199H135V203H136ZM70 202V203H69ZM7 203H10V204H7ZM50 203H53V204H50ZM56 203V204H55ZM196 203V204H195ZM6 204V205H5ZM11 204H15V206H11ZM17 204V205H16ZM38 204V205H37ZM66 204V206H65ZM118 204V206H117ZM10 205V206H8ZM20 205V206H19ZM30 205V206H29ZM33 205V206H32ZM34 205L36 207H34ZM54 205V206H53ZM94 209H95V212L96 213H99L103 208V201H101L100 199H96L95 200V203H94ZM40 206V207H38ZM44 206V207H42ZM12 207L13 210H12ZM34 207V208H32ZM52 207V208H51ZM120 209H119V208ZM122 207V208H121ZM9 208V209H7ZM31 208V209H30ZM37 210H36V209ZM45 208V209H44ZM11 209V210H10ZM20 209V210H19ZM43 209V210H42ZM51 209V210H50ZM53 209V211H52ZM124 209V210H123ZM7 210L9 212H7ZM17 210V211H16ZM50 210V211H49ZM58 210V211H57ZM3 211V212H2ZM15 211V212H13ZM20 213H19V212ZM33 211V212H31ZM37 211V212H36ZM42 211V212H41ZM57 211V212H56ZM24 214H23V213ZM48 212H51V213H48ZM3 215H2V214ZM15 213V214H14ZM36 213V214H35ZM66 215H65V214ZM73 213V215H71ZM4 214L7 216V214H9L7 217L4 216ZM19 214V215H18ZM22 214V215H21ZM53 214V215H51ZM69 214V215H68ZM11 215V216H10ZM14 215V218H12ZM35 217H34V216ZM64 215V216H63ZM151 215V216H150ZM18 216V217H17ZM21 216V218H20ZM68 216V217H67ZM71 216V217H70ZM51 217V218H50ZM75 217V218H74ZM133 217V220L131 219ZM5 218V219H3ZM19 218V219H18ZM24 220H23V219ZM45 218V219H44ZM49 218L51 220H49ZM57 221H56V219ZM11 219V220H10ZM16 220V221H15ZM33 220V222H32ZM45 220V221H44ZM55 220V223H53L56 227V232H53V224L52 222L50 221H53L54 222ZM3 221V222H2ZM8 221V222H7ZM31 221V222H30ZM43 221V222H42ZM2 222V223H1ZM13 222V223H12ZM15 222V223H14ZM17 222V224H16ZM20 222V223H19ZM23 222V223H21ZM35 222V223H34ZM38 222V223H37ZM49 222V223H48ZM29 223V224H28ZM89 223V222H88ZM50 224H52V226L50 227ZM6 225V226H5ZM8 225V226H7ZM12 225V226H10ZM14 225V226H13ZM22 225V226H21ZM28 225L30 227H28ZM32 225L33 228H32ZM37 225V226H36ZM41 225V227H40ZM75 225V230H76V234L77 236L74 237V233L72 232L73 230L69 229L70 226H74ZM17 226V227H16ZM48 228H47V227ZM16 227V230L14 229ZM28 227V228H27ZM44 227V228H42ZM9 228V229H7ZM23 228V229H21ZM46 228V229H45ZM50 228V229H49ZM81 228V230H80ZM5 229L7 231H5ZM20 229V230H19ZM26 229L28 231V233L26 232ZM42 229V230H41ZM44 229V231H43ZM9 230V231H8ZM19 232H18V231ZM24 230V231H22ZM35 230V231H34ZM47 230V231H46ZM71 230V231H70ZM15 231H16V234H15ZM38 231V232H37ZM11 232V233H10ZM14 232V233H13ZM22 232V233H21ZM24 232V233H23ZM43 232V233H42ZM46 234H45V233ZM176 232L177 233V228L175 225L172 226V229H168L166 230V234L168 236H171L172 233ZM2 233V234H1ZM9 233V234H8ZM21 235H20V234ZM38 233V234H37ZM42 233V234H41ZM23 234V235H22ZM6 235V236H5ZM32 235V236H31ZM39 237H38V236ZM43 235V236H41ZM79 235V236H78ZM82 235V236H81ZM88 235V236H87ZM11 236V237H10ZM17 236V238H16ZM22 236V237H21ZM26 236V237H25ZM29 236V237H27ZM40 236L42 237L43 240L39 241L41 238ZM45 236V237H44ZM81 236V238H80ZM59 237V238H58ZM29 238V239H28ZM34 238V239H33ZM76 238V239H75ZM86 238V241L84 240ZM5 239V240H4ZM25 239V240H24ZM2 240V241H1ZM10 240V241H9ZM16 240V242H15ZM28 240V241H27ZM35 240V242H34ZM53 240V241H52ZM24 241V242H23ZM27 241V242H26ZM38 243H37V242ZM52 241V242H51ZM34 242V243H33ZM24 243V245H23ZM27 243V244H26ZM30 243H33L32 245ZM20 244V246H19ZM152 244H153V247L155 249L159 248L160 247V243L158 242V240L154 239L152 241ZM6 245V246H5ZM10 245V246H9ZM23 245V246H22ZM30 245V247H29ZM34 245L37 246V249H35V247H33ZM40 245V246H38ZM4 246V247H3ZM8 246V247H7ZM22 247V248H21ZM24 247V248H23ZM32 247V248H31ZM42 247V248H41ZM72 247V246H71ZM144 247V246H143ZM4 248V249H3ZM10 248V249H9ZM41 248V249H40ZM54 248V249H55ZM2 249V251H1ZM17 249V250H16ZM21 249V251H19ZM31 249V250H30ZM40 249V250H39ZM5 250V251H4ZM26 250V251H25ZM29 250V251H28ZM50 250V251H49ZM4 251V253H3ZM11 251V252H10ZM25 251V252H24ZM28 251V252H27ZM39 251V252H37ZM16 252V253H15ZM30 252V253H29ZM19 253V254H18ZM3 254V255H2ZM6 254V255H5ZM26 254V255H25ZM28 255V257H27ZM2 258H4V260H2ZM14 259V261H13ZM73 259H75V257H73ZM28 262V263H27ZM116 264H131L127 258H119L116 262ZM109 264V263H107Z\"/></svg>", "mask_w": 264, "mask_h": 264}, {"label": "bare ground", "instance_id": "obj_2", "mask_svg": "<svg viewBox=\"0 0 264 264\" xmlns=\"http://www.w3.org/2000/svg\"><path fill=\"white\" fill-rule=\"evenodd\" d=\"M5 1V0H4ZM15 1H17V0H15ZM22 1V0H21ZM25 1V0H24ZM24 1H22L23 3H24ZM37 1V0H36ZM42 1V0H41ZM66 1V0H65ZM80 1V0H79ZM90 2H91V0H89ZM101 1V0H100ZM105 0H103V1H101V3L100 4H104V3H102V2H104ZM106 1H108V0H106ZM105 1V3H108V2H106ZM114 1V0H113ZM125 2H126V0H124ZM128 1H130V0H128ZM145 1V0H144ZM150 1V0H149ZM162 1V0H161ZM167 1H169V0H167ZM171 1V0H170ZM170 1H169V3H167V5H169L170 6ZM179 1V0H178ZM181 1V0H180ZM187 1H189V0H187ZM187 1H184V2H186L187 3ZM198 1V0H197ZM202 1V0H201ZM208 1H212V0H208ZM227 1H230V0H227ZM234 1V0H233ZM236 1H238V0H236ZM27 2V1H26ZM34 2V1H33ZM68 2V1H67ZM66 2V3H67ZM72 2V1H71ZM74 2V1H73ZM81 2V1H80ZM132 2V1H131ZM143 2V1H142ZM146 2H147V0H146ZM153 2V1H152ZM151 2V3H152ZM158 2V1H157ZM164 2H165V0H164ZM172 2V1H171ZM174 2H176V1H174ZM193 1H191V3H192ZM196 2V1H195ZM195 2H193V4H195ZM204 2V1H203ZM213 3H214V0L212 1ZM212 2H211V4H212ZM215 2H217V1H215ZM224 2H225V0H224ZM224 2L222 1L221 2V4L223 3L224 4ZM232 2V1H231ZM230 2V3H231ZM5 3H6V1H5ZM10 3H12L11 2V0H10ZM14 3V2H13ZM17 3V2H16ZM19 3V2H18ZM35 3V2H34ZM34 3H33V5H34ZM38 3V2H37ZM46 3V2H45ZM45 3H43L44 5H45V8H46V5H47V3L45 4ZM69 4L68 5H71V3L70 2H68ZM75 3V2H74ZM98 3V2H97ZM109 3H110V1H109ZM116 3L117 4H120V1L118 0V1H116ZM122 3V2H121ZM133 3V2H132ZM148 3V2H147ZM146 3V4H147ZM173 3V2H172ZM178 3V2H177ZM181 3V2H180ZM189 3V2H188ZM207 3H209V2H207ZM217 3H219V5H220V2H217ZM217 3H214L215 5L217 4ZM229 3V2H228ZM227 3V4H228ZM229 3V4H230ZM235 4V2H232V4ZM2 4H3V2H2ZM7 4V3H6ZM6 4L4 5V7L6 6ZM15 4V3H14ZM13 4V5H14ZM27 4V3H26ZM29 4V3H28ZM41 4V3H40ZM49 4V3H48ZM82 4H84V3H82ZM90 4V3H89ZM89 4H88V6H89ZM113 4V2H111V5ZM137 4H139L140 5V3H137ZM156 4H158V3H156ZM185 4V3H184ZM184 4H180V6H183ZM196 4H198L197 2H196ZM195 4V5H196ZM200 4V3H199ZM198 4V5H199ZM210 4V3H209ZM225 4H226V2H225ZM237 4H238V2H237ZM10 5V4H9ZM8 4H7V6H9ZM13 5H11V6H13ZM17 5V4H16ZM30 5V4H29ZM39 5V4H38ZM56 5V4H55ZM66 5V4H65ZM64 5V6H65ZM67 5V6H68ZM96 5V4H95ZM95 5H93V7H95ZM98 5V4H97ZM111 5L109 6V8L111 7ZM123 5V4H122ZM125 5V4H124ZM141 5H142V3H141ZM140 5V6H141ZM144 5V4H143ZM189 5V4H188ZM205 5H206V0H205ZM205 5H203L204 7H205ZM215 5H212V6H215ZM218 5V4H217ZM218 5V6H219ZM236 5V4H235ZM11 6H9V8H11ZM19 5H17V7H18ZM22 6V5H21ZM27 6V5H26ZM36 6V5H35ZM42 7H43V5H41ZM62 5H60V7H61ZM74 6V5H73ZM108 6V5H107ZM107 6H105V7H107ZM130 6V5H129ZM146 6V5H145ZM153 6V5H152ZM158 6V5H157ZM164 6H165V3H164ZM169 6H167L168 8H169ZM171 6H172V4H171ZM170 6V8H172ZM173 6H175V3H174V5ZM178 4H177V7L175 6V8L174 9H176L177 8V10H175V11H179L178 9ZM190 6L191 5H189V6H185V7H183V11L185 10V8H186V10H188L187 9V7H189L190 8ZM193 6V5H192ZM199 6H201L202 7V4H200ZM209 6H211V5H209ZM225 6V5H224ZM223 6V7H224ZM229 6V5H228ZM227 6V7H228ZM2 7V6H1ZM0 7V8H1ZM15 7V6H14ZM31 7V6H30ZM37 7V6H36ZM48 7V6H47ZM60 7H57L56 6V8H60ZM81 7V6H80ZM79 7V8H80ZM99 7H101L100 5H99ZM98 7V8H99ZM119 7V6H118ZM126 7V6H125ZM136 8H137V6H135ZM147 7H149V5L148 6H146V10H148V8ZM151 7V6H150ZM158 7H161V3H160V6H158ZM157 7V8H158ZM167 7H165V9L167 10L168 8ZM198 6H196V8H197ZM201 7H198L199 9L201 8ZM226 7V6H225ZM226 7V8H227ZM233 7V6H232ZM235 7V6H234ZM233 7V8H234ZM241 7V6H240ZM8 7H6V9H7ZM9 8H8V10H9ZM19 8V11L21 12V9H20V6L18 7ZM17 8V9H18ZM22 8L23 9H25L23 6H22ZM39 8V7H38ZM37 8V9H38ZM53 8V7H52ZM55 8V7H54ZM55 8V9H56ZM65 8V7H64ZM69 8H71L70 6H69ZM74 8V7H73ZM97 8V7H96ZM101 8H104V7H101ZM113 8V7H112ZM152 8V7H151ZM156 8V9H157ZM163 7H161V9H162ZM193 8V7H192ZM191 8V9H192ZM196 8H195V10H196ZM207 8H208V4H207ZM210 9H212L211 7H209ZM221 8V7H220ZM219 7H217V12H219V9H220ZM230 8V7H229ZM228 8V9H229ZM5 9V8H4ZM13 9V8H12ZM33 9V8H32ZM31 9V10H32ZM47 9V8H46ZM46 9H44V11L46 10ZM72 9V8H71ZM80 9H82V7L80 8ZM88 9V8H87ZM90 9V8H89ZM91 9H93V8H91ZM154 9V8H153ZM160 9V8H159ZM158 9V10H159ZM164 9V8H163ZM162 9V10H163ZM190 9V11L192 12V10ZM198 9V10H199ZM205 8H203V10H204ZM222 9V8H221ZM30 10V11H31ZM34 10V9H33ZM31 11L30 13H32L33 14V12L35 11ZM43 10V9H42ZM53 10V9H52ZM79 10V9H78ZM77 10V11H78ZM94 10H96L95 8H94ZM104 10H105V8H104ZM123 10H126L125 8L123 9ZM127 10H128V8H127ZM138 10H140V9H137V11ZM141 10H145V9H142V6H141ZM155 10V9H154ZM162 10H159V11H161L162 12ZM171 10H173V9H171ZM180 10H181V8H180ZM194 10V11H195ZM207 10V9H206ZM215 10V9H214ZM226 10V9H225ZM0 11H2V9L0 10ZM7 11V10H6ZM6 11H3L4 13L6 12ZM13 11H15L14 9L12 10V12ZM17 12H18V10H16ZM40 11V10H39ZM46 11H48V10H46ZM53 11H55V10H53ZM52 11V12H53ZM60 11H61V8H60ZM65 11V10H64ZM67 12H68V10H66ZM75 11V10H74ZM81 11H83V10H81ZM81 11H79L80 13H81ZM89 11V10H88ZM90 11H92V10H90ZM97 11V10H96ZM95 11V12H96ZM100 11V10H99ZM106 11V10H105ZM116 11V10H115ZM128 11H131V9L130 10H128ZM128 11L127 12H125L124 11V13H128ZM157 11V10H156ZM158 11V12H159ZM174 11V12H175ZM193 11V13L194 14H197L198 13V11L196 10V12H194ZM205 11V10H204ZM2 12V14H4ZM51 12V13H52ZM70 12H72V11H70ZM100 12H102V11H100ZM145 12H151V10L149 11H145ZM170 12H172V11H170ZM170 12L168 11V15L170 14ZM173 12V13H174ZM180 12V11H179ZM186 12V11H185ZM203 12V11H202ZM206 12V11H205ZM214 11H212V13H213ZM222 11H220V13H221ZM225 12V11H224ZM9 13H11V10H10V12ZM13 13H16V12H13ZM21 13H23V12H21ZM20 13V14H21ZM24 13H27V12H24ZM38 14H39V12H37ZM90 13V12H89ZM97 13V12H96ZM104 13V12H103ZM109 13H111V12H109ZM117 13V12H116ZM131 13V12H130ZM136 13V12H135ZM138 13V12H137ZM136 13V14H137ZM176 13V12H175ZM174 13V14H175ZM183 13V12H182ZM188 13V12H187ZM186 13V14H187ZM190 13V12H189ZM191 14V17H192V15L194 16V14ZM199 13H200V11H199ZM207 13H210L209 11L208 12H206V14ZM211 13V14H212ZM216 13V12H215ZM235 14H236V11L234 12ZM1 14V13H0ZM20 14L18 15V13H17V15L18 16H20ZM36 14V13H35ZM52 14H54V13H52ZM63 14V13H62ZM68 14V13H67ZM76 14H78V13H76ZM95 14V13H94ZM112 14V13H111ZM111 14H107L108 16L107 17H110L109 15H111ZM142 14V11L140 12V15ZM162 14H163V12H162ZM172 14V13H171ZM170 14V15H171ZM184 14V13H183ZM184 15V16H186V18H188L187 17V15ZM200 14H202V13H200ZM205 14V13H204ZM223 14V13H222ZM229 14V13H228ZM5 15V14H4ZM9 15V14H8ZM10 15H12V14H10ZM9 15V16H10ZM16 15V14H15ZM25 15V14H24ZM50 15V14H49ZM65 15V13L62 15V16H64ZM71 15L73 16V14L71 13ZM71 15H69V16H71ZM85 15V13L82 15V16H84ZM100 15H103V14H100ZM117 15V14H116ZM132 15V17H133V14H129L128 13V16H131ZM135 15V14H134ZM147 15V14H146ZM150 14H148V16H149ZM173 15V14H172ZM177 15V13L175 14V16ZM179 15H180V13H179ZM189 15V14H188ZM213 15V14H212ZM217 15V14H216ZM230 15V14H229ZM228 15V16H229ZM5 16H7V15H5ZM13 16V15H12ZM25 16H27V14L25 15ZM24 16V17H25ZM29 16V15H28ZM28 16H27V18H28ZM41 16V15H40ZM40 16H38V17H40ZM44 15H42V17H43ZM47 16V15H46ZM51 16V15H50ZM75 16V15H74ZM74 16H73V18H74ZM77 16V15H76ZM97 16V15H96ZM112 16H113V14H112ZM114 16H115V14H114ZM125 16H126V14H125ZM143 16V15H142ZM150 16H152V15H150ZM153 16H154V14H153ZM152 16V17H153ZM160 16H162V15H160ZM174 16V15H173ZM172 16V17H173ZM178 16V15H177ZM182 17H183V15H181ZM190 16V15H189ZM197 16H199V15H197ZM225 16H227V14H226V12H225ZM227 16V18H229ZM1 17L2 16H0V19H1ZM8 17V16H7ZM15 17H17V16H15ZM14 17V18H15ZM23 17V16H22ZM32 17H33V15H32ZM31 17V18H32ZM41 17V18H42ZM88 17V16H87ZM98 17V16H97ZM99 17H101V16H99ZM104 17V16H103ZM118 17V16H117ZM123 17V16H122ZM121 17V18H122ZM127 17V16H126ZM137 17V16H136ZM138 17H139V13H138ZM147 17V16H146ZM156 17V16H155ZM171 17V16H170ZM169 17V18H170ZM195 17V16H194ZM202 17V15L201 16H199V18L198 19H200ZM208 17V16H207ZM211 17V16H210ZM215 19H216V17L217 16H213ZM220 17V16H219ZM3 18V17H2ZM6 18V17H5ZM5 18H3L4 20H5ZM9 18V17H8ZM11 18V17H10ZM9 18V19H10ZM13 18V17H12ZM14 18H13V20H14ZM20 18V17H19ZM26 18V17H25ZM24 18V19H25ZM35 18V17H34ZM45 17H43V19H44ZM63 19L65 18V16L64 17H62ZM69 18V17H68ZM86 17L84 16V19H85ZM89 18V17H88ZM106 18V17H105ZM111 18V17H110ZM116 18V17H115ZM140 18V17H139ZM148 18V17H147ZM154 18V17H153ZM162 19H163V17H161ZM166 17H165V15H164V19H165ZM175 17H173V19H174ZM185 18V17H184ZM184 18H183V21H184ZM185 18V19H186ZM197 18V17H196ZM203 18H205V17H203ZM203 18H201L202 20H203ZM218 18V17H217ZM2 19V20H3ZM24 19H23V22H24ZM33 19V18H32ZM32 19L30 20V21H32ZM40 19V18H39ZM42 19V20H43ZM51 19V18H50ZM52 19H53V15H52ZM57 20H58V18H56ZM60 19V18H59ZM61 20V22L62 21H64V22H66L65 20ZM72 19V18H71ZM81 19H83V18H81ZM114 19V18H113ZM131 19V18H130ZM129 19V20H130ZM151 21H152V19L151 18H149ZM172 19V18H171ZM172 19V20H173ZM188 19H190V18H188ZM188 19H186L187 21H188V23L190 24V26H191V23L189 22V20ZM192 19V18H191ZM198 19H197V21H198ZM200 19V20H201ZM205 19H208V18H205ZM219 19V18H218ZM221 19H222V16H221ZM6 20H8V19H6ZM11 20L12 19H10V20H8L9 22H11ZM15 20H17V19H15ZM14 20V21H15ZM20 20V19H19ZM26 20V19H25ZM34 20V19H33ZM41 20V19H40ZM41 20V21H42ZM67 20V19H66ZM87 20V19H86ZM103 20H105V19H103ZM109 20V19H108ZM122 20V19H121ZM124 20V19H123ZM128 20V19H127ZM135 20V19H134ZM137 20V19H136ZM136 20H135V22H136ZM142 19L140 18V20L139 21H141ZM144 20V19H143ZM155 20H156V18H155ZM155 20H153V21H155ZM161 20V19H160ZM159 20V21H160ZM167 20V19H166ZM169 20V19H168ZM175 20H179V19H174V22H175ZM182 20V19H181ZM193 20H195V19H193ZM201 20V21H202ZM220 20V19H219ZM225 20H228V19H225ZM225 20H222V22L224 21L225 22ZM18 21V20H17ZM28 21V20H27ZM36 21H38V20H36ZM35 21V22H36ZM41 21H39V22H41ZM44 21V20H43ZM45 21H47L48 22V20H45ZM73 21V20H72ZM84 21V20H83ZM114 21V20H113ZM126 21V19L124 20V22ZM138 21V20H137ZM151 21H149L148 22V20H147V22L149 23V24H151ZM165 21V20H164ZM183 21H182V24H183ZM186 21V22H187ZM196 21V20H195ZM201 21H198L199 23L201 22ZM212 21H213V19H212ZM221 21V20H220ZM0 22H1V20H0ZM22 22V21H21ZM32 22H34V21H32ZM39 22H38V24H39ZM60 22V21H59ZM67 22H70V19L67 21ZM78 22H81V20L80 21H78ZM115 22H116V19H115ZM123 22V23H124ZM130 22H131V20H130ZM132 22H133V24H134V21L132 20ZM143 21H141V23H142ZM157 22H158V20H157ZM163 22V21H162ZM169 22H170V25H171V21L169 20ZM178 22H180V20L178 21ZM186 22H184V24L186 25ZM198 22H195L194 24H196V26H195V28L197 27H199V26H197V25H199V23ZM206 22H207V24L209 23L208 22V20H206ZM205 22V20H204V22L201 24V25H203L204 23H206ZM211 22V21H210ZM18 23V22H17ZM26 23V22H25ZM24 23V24H25ZM29 23L30 22H28V25H29ZM57 23V22H56ZM71 23V22H70ZM108 23V22H107ZM113 23V22H112ZM111 23V24H112ZM126 23V22H125ZM140 23V25H142L143 26V23L141 24ZM148 23H146V19H145V24L144 25H146V24H148ZM168 23V22H167ZM177 22H175V24H176ZM198 23V24H197ZM3 24V23H2ZM5 25H7V23H4ZM13 24V23H12ZM19 24H20V21H19ZM37 23H36V26L38 25ZM52 24V23H51ZM60 24V23H59ZM66 24V23H65ZM67 24H69V23H67ZM99 24V23H98ZM103 24V23H102ZM132 24V25H133ZM136 25L138 24V23H135ZM134 24V25H135ZM158 24L159 23H157L156 25H155V28L153 29L154 31H157V30H159L158 28H156V26L157 27H159L160 28V26H158ZM160 24H161V22H160ZM164 24H166V22H164ZM178 24V23H177ZM183 24V26H185ZM189 24H187L188 26H189ZM23 25V24H22ZM31 25V24H30ZM29 25V26H30ZM35 25V24H34ZM57 25V24H56ZM61 25V24H60ZM73 24L71 23L70 24V27L72 26ZM114 24H112V26H113ZM122 25H124V24H122ZM129 25V24H128ZM167 25V24H166ZM165 25V26H166ZM4 26V25H3ZM9 24L7 25V27L9 28ZM17 26V25H16ZM29 26H27V27H29ZM53 26V25H52ZM67 26V25H66ZM84 26V25H83ZM83 26H81V27H83ZM103 26H104V24H103ZM111 26V25H110ZM109 27V28H113V27ZM115 26V25H114ZM131 26V25H130ZM173 26H174V24H173ZM176 26V25H175ZM174 26V27H175ZM178 26V25H177ZM182 26V27H183ZM188 26H186L187 28H189ZM203 26H205V27H202L203 29H205L206 28V25H203ZM208 26V25H207ZM1 27H2V25H1ZM14 27H15V24H14ZM18 27V26H17ZM32 27V26H31ZM39 27H40V25H39ZM38 27V28H39ZM43 27V26H42ZM54 28H55V26H53ZM57 27V26H56ZM73 27V26H72ZM102 27V26H101ZM123 28H124V26H122ZM132 27V26H131ZM161 27H163L162 25H161ZM168 27V26H167ZM167 27H166V29H167ZM172 27V26H171ZM182 27H179V28H181L182 29ZM185 27V28H186ZM194 27V26H193ZM11 28V27H10ZM21 28V26L19 27V29ZM33 28H35V27H33ZM38 28H36V29H38ZM41 28V27H40ZM54 28H51V29H53V30H55ZM58 28V27H57ZM69 28V27H68ZM87 28H89L88 27V25H87ZM91 28H93V27H91ZM90 28V29H91ZM115 29H116V26L114 27ZM121 28V27H120ZM127 27H125V29H126ZM143 28V27H142ZM144 28H145V26H144ZM147 28V27H146ZM149 28H151V27H149ZM169 28H170V26H169ZM168 28V29H169ZM173 28V27H172ZM201 28V27H200ZM208 28V27H207ZM15 28H13V30H14ZM23 29V27L21 28V30ZM29 29H30V27H29ZM28 29V30H29ZM89 29V30H90ZM94 29H95V27H94ZM98 29V28H97ZM102 29V28H101ZM104 29V28H103ZM102 29V30H103ZM157 29V30H156ZM161 29V28H160ZM167 29V30H168ZM176 29H178V28H176ZM189 29H191V28H189ZM194 29V28H193ZM199 29V28H198ZM0 30H2V28L0 29ZM5 30V29H4ZM7 30H9V29H7ZM7 30H6V32H7ZM12 30V31H13ZM21 30H19V31H21ZM47 29H45V32L46 33H48L47 31H46ZM52 30V31H53ZM70 30V29H69ZM84 30H86V29H84ZM83 30V31H84ZM93 30V29H92ZM111 30V29H110ZM109 30V31H110ZM121 30V29H120ZM129 30V33H131L130 32V29H128ZM138 30V29H137ZM136 30V28H135V31H137ZM142 31H144L143 29H141ZM151 30V29H150ZM183 30L185 31V29L183 28ZM3 31V30H2ZM24 31V30H23ZM22 31V32H23ZM25 31H27L26 30V28H25ZM39 31V30H38ZM52 31H50V32H52ZM82 31V30H81ZM82 31V32H83ZM87 31V30H86ZM97 31V30H96ZM99 31V30H98ZM104 31V30H103ZM113 31V30H112ZM117 31H119L118 29H117ZM122 31V30H121ZM126 31V30H125ZM124 31V32H125ZM154 31H153V34H151V35H154V34H158V33H154ZM161 30H159V32H160ZM163 31V30H162ZM165 31V30H164ZM191 31V30H190ZM194 31H196V30H194ZM205 31V30H204ZM203 31V32H204ZM8 32H10V31H8ZM16 32H18V31H16ZM15 32V33H16ZM28 32H31V29H30V31H28ZM27 32V33H28ZM33 32V31H32ZM36 32V31H35ZM43 32H44V30H43ZM59 32V31H58ZM57 32V33H58ZM71 32V31H70ZM75 32V31H74ZM74 32H72V33H74ZM79 32V31H78ZM78 32H77V34H78ZM99 32H101V31H99ZM105 32V31H104ZM115 32H116V30H115ZM147 32H149L148 30L146 31V34H147ZM151 32H152V30H151ZM174 33H176L175 31H173ZM189 32V31H188ZM193 31H191V35L192 36H194V34L195 35H198L199 36V34H197V33H199L198 31L196 32V33H192ZM201 32H202V30H201ZM200 32V33H201ZM202 32V33H203ZM3 33V32H2ZM1 33V31H0V34H2ZM11 33V32H10ZM9 33V35H10V39H11V34H15V33H11L10 34ZM27 33H25V34H27ZM55 33V32H54ZM56 33V34H57ZM67 33H69V31L67 30ZM84 33V32H83ZM82 33V34H83ZM87 33V32H86ZM98 33V32H97ZM108 33V32H107ZM106 33V34H107ZM143 33V32H142ZM142 33H140L142 36L144 35V34H142ZM172 33V32H171ZM174 33H173V35H174ZM184 33H186V32H184ZM8 34V33H7ZM7 34H5L7 37H8V35ZM29 34V33H28ZM31 34V33H30ZM37 34V33H36ZM39 34V33H38ZM41 34V33H40ZM49 34V33H48ZM71 34V33H70ZM75 34V33H74ZM81 34V35H82ZM91 34V33H90ZM106 34H102L103 36L104 35H106ZM123 34V33H122ZM126 34H127V32H126ZM139 34V33H138ZM186 34H188V33H186ZM24 35V34H23ZM32 35H34V34H32ZM50 35V34H49ZM48 35V36H49ZM51 35H52V33H51ZM73 35V34H72ZM109 35V34H108ZM114 35V34H113ZM124 35V34H123ZM166 34H164V36H165ZM180 35H182V34H180ZM180 35L178 36V34L176 35V36H178V38L180 37ZM202 35V34H201ZM22 36V35H21ZM26 37L25 38H28L27 37V35H25ZM31 36V35H30ZM37 36V35H36ZM41 36V35H40ZM47 36V37H48ZM56 36V35H55ZM66 36H68V35H66ZM70 36V35H69ZM77 36V35H76ZM80 36V35H79ZM86 36H88V35H86ZM93 36V35H92ZM97 36H98V34H97ZM102 36V37H103ZM124 36H129V34H127V35H124ZM147 36H148V39H149V35L147 34ZM191 36V37H192ZM197 36V37H198ZM7 37H6V39L5 40H7ZM16 37V36H15ZM38 37V36H37ZM45 36L43 35V38H44ZM60 37V36H59ZM59 37H58V39H59ZM71 37V36H70ZM69 37V38H70ZM84 37V36H83ZM110 37V36H109ZM114 37V36H113ZM123 37V36H122ZM138 37H140V35L138 36ZM154 37V36H153ZM158 37V36H157ZM156 37V38H157ZM174 36H172V38H173ZM184 36H182V38H183ZM190 37V38H191ZM196 37V38H197ZM201 37H203V35L201 36ZM200 37V38H201ZM0 38H1V36H0ZM2 38H4V37H2ZM13 38V37H12ZM33 38V37H32ZM31 38V39H32ZM46 38V37H45ZM49 38V37H48ZM63 38V37H62ZM61 38V39H62ZM68 38V39H69ZM76 38V37H75ZM74 38V39H75ZM89 38V37H88ZM88 38H87V40H88ZM96 38V37H95ZM99 38V37H98ZM98 38H96V39H94V40H97ZM107 38H108V36H107ZM106 37L105 38H103V39H107ZM118 38H121V36H119ZM125 38H127L128 39V37H125ZM143 39H141V38H139V39H141V40H144V37H142ZM155 38V37H154ZM158 38H160V36L158 37ZM157 38V39H158ZM161 38H163V36H161ZM175 38H177V37H175ZM178 38H177V40H178ZM182 38H181V40H182ZM186 38H189L188 37V35L186 36ZM199 38V40L198 41H200V42H202V40L204 41V39H200ZM18 39V38H17ZM29 40H30V38H28ZM35 39V38H34ZM34 39H33V41H34ZM38 39H42L41 37L40 38H38ZM56 39V38H55ZM66 39V38H65ZM184 39H185V37H184ZM193 39H195V38H193ZM198 39V38H197ZM216 39V38H215ZM16 40V39H15ZM37 40V39H36ZM35 40V41H36ZM44 40V39H43ZM49 40V39H48ZM51 40H52V38H51ZM71 40V39H70ZM78 40V39H77ZM83 40V39H82ZM85 40V39H84ZM117 40V39H116ZM122 40V39H121ZM121 40H120V42H121ZM129 40H130V38H129ZM141 40H140V42H141ZM150 40H152V39H150ZM153 40H155V39H153ZM160 39H158V41H159ZM14 41V40H13ZM16 41H18V40H16ZM16 41H15V43H16ZM22 41V40H21ZM25 41V40H24ZM31 41V40H30ZM34 41V42H35ZM37 41H39V40H37ZM47 41V40H46ZM50 41V40H49ZM63 41V40H62ZM80 41V40H79ZM101 41V40H100ZM115 41V40H114ZM137 42L139 41L138 40V38H137V40H136ZM161 41V40H160ZM159 41V43H162V41L160 42ZM184 41V40H183ZM187 42H188V40H186ZM185 41V42H186ZM196 41V40H195ZM1 42V41H0ZM6 42H8V41H6ZM19 42V41H18ZM23 42V41H22ZM28 42V41H27ZM32 42V41H31ZM30 42V43H31ZM34 42H32V43H34ZM58 42H60V41H58ZM64 42V41H63ZM62 42V43H63ZM74 41H72L71 43L72 44H74L73 43ZM76 42V41H75ZM92 42V41H91ZM91 42L89 43L88 42V44H91ZM99 42V41H98ZM105 42V41H104ZM123 42V41H122ZM121 42V43H122ZM136 42V43H137ZM144 42V41H143ZM145 42H147V39H146V41ZM177 42V41H176ZM179 42V41H178ZM177 42V43H178ZM184 42V43H185ZM185 43V44H188V43ZM189 42H190V40H189ZM12 43V42H11ZM10 43V44H11ZM25 43V42H24ZM23 43V44H24ZM30 43H28V45L30 44ZM41 43H42V41H41ZM51 43V42H50ZM77 43V42H76ZM103 43V42H102ZM110 43V42H109ZM123 43H125V42H123ZM126 43H129V41L128 42H126ZM133 43H135V42H133ZM149 43H150V41H149ZM152 43H153V41H152ZM151 43V44H152ZM158 43V42H157ZM158 43V44H159ZM193 43H195L194 42V40H193V42H192V44ZM214 43H215V40H214ZM2 44V43H1ZM0 44V45H1ZM43 44V43H42ZM47 44V43H46ZM83 44H84V42H83ZM93 44V43H92ZM96 44V43H95ZM103 44H105V43H103ZM108 44V43H107ZM120 44V43H119ZM142 44V42L141 43H138V45H141ZM156 43H155V41H154V43L151 45V47H153V45H155ZM169 44V43H168ZM179 44V43H178ZM185 44H184V46H185ZM200 44L201 43H199V45L196 43V45L197 46H200ZM203 44V43H202ZM216 44V47L218 46L217 45V42L215 43ZM8 45V44H7ZM13 44H11V46H12ZM20 45V44H19ZM54 45V44H53ZM57 45H61V43L59 44H57ZM65 46H66V44H64ZM68 45H70L69 43H68ZM75 45V44H74ZM86 45V44H85ZM112 45H113V43H112ZM117 45H118V41H117V44L115 43V46L117 47ZM135 46H138V45H136V44H134ZM143 46H147V47H150L149 46V44L147 45V43L144 45V44H142ZM165 45H166V43H165ZM175 45V44H174ZM191 45V44H190ZM190 45H186V47H184L183 46V44H181V47L183 46L184 48H187L188 46L190 47ZM204 45V44H203ZM2 46V45H1ZM11 46H9V47H11ZM25 46H26V44H25ZM30 46V45H29ZM31 46H33V45H31ZM35 46H37V45H35ZM38 46H39V44H38ZM40 46H42V45H40ZM71 46H73V45H71ZM88 46V45H87ZM100 46H101V44H100ZM109 46V45H108ZM114 46V45H113ZM114 46V47H115ZM120 46H121V44H120ZM134 46V47H135ZM142 46V47H143ZM145 46V47H146ZM169 46V45H168ZM191 46H193V45H191ZM6 47V46H5ZM59 46H57V48H58ZM77 47V46H76ZM82 47V46H81ZM85 47V46H84ZM98 47V46H97ZM105 47H107L106 45H105ZM104 47V48H105ZM110 47V46H109ZM146 47V48H147ZM150 47V49L152 50V48ZM155 47V46H154ZM153 47V48H154ZM156 47H158V48H160L159 46H157L156 45ZM155 47V48H156ZM175 47V46H174ZM201 47V46H200ZM205 47L207 48V46H206V44H205ZM213 47V46H212ZM215 47V48H216ZM20 48V47H19ZM21 48H22V46H21ZM20 48V49H21ZM32 48V47H31ZM30 48V49H31ZM33 48H34V46H33ZM61 48V47H60ZM63 48H65V47H63ZM87 48V47H86ZM91 48V47H90ZM96 48V47H95ZM122 48V47H121ZM141 48V47H140ZM193 48H196V46L195 47H193ZM198 48V47H197ZM203 48V47H202ZM214 48V47H213ZM214 48V49H215ZM218 48V47H217ZM6 49H7V47H6ZM13 49V48H12ZM36 49V48H35ZM41 49V48H40ZM71 49V48H70ZM69 49V50H70ZM101 49V48H100ZM99 49V50H100ZM111 49H112V47H111ZM110 49V50H111ZM118 49V48H117ZM137 48L135 47V50L134 51H137L136 50ZM148 49V48H147ZM157 49V48H156ZM188 49V48H187ZM186 49V50H187ZM14 50V49H13ZM23 50V49H22ZM33 50V49H32ZM38 50V49H37ZM62 50V49H61ZM69 50H67V53H68V51ZM74 50V49H73ZM78 50H79V48H78ZM77 50V51H78ZM82 50V49H81ZM80 50V51H81ZM90 50H92V49H90ZM90 50H89V52H90ZM97 50V49H96ZM95 50V51H96ZM128 50V49H127ZM138 50L141 52V50L138 48ZM142 50H144V49H142ZM150 50V51H151ZM159 50V49H158ZM161 50H163V47H161ZM172 50H174V49H172ZM176 50V52L174 53V54H176V53H178L177 51H178V48L177 49H175ZM174 50V51H175ZM185 50V49H184ZM185 50V51H186ZM193 50H195V49H193ZM8 51L9 50H7V55H10V54H8ZM12 51V50H11ZM24 51V50H23ZM36 51V50H35ZM85 51V50H84ZM113 51H115V50H113ZM119 51H120V48H119ZM122 51V50H121ZM125 51V50H124ZM132 51V50H131ZM145 52H146V50H144ZM150 51H149V53H150ZM154 51V50H153ZM160 51V50H159ZM173 51V52H174ZM188 51H189V49H188ZM188 51H187V55H188ZM191 51H192V48H191ZM200 51V50H199ZM208 51V50H207ZM215 51V50H214ZM216 51H217V49H216ZM216 51L215 52H212L213 54H217V56H218V54H219V52L218 53H216ZM1 52V51H0ZM15 52V51H14ZM13 52V53H14ZM55 52H57V51H55ZM62 52V51H61ZM61 52H60V54H61ZM79 52V51H78ZM99 52V51H98ZM105 52H106V50H105ZM139 52V53H140ZM156 52H157V50H156ZM197 52V51H196ZM13 53H12V55H13ZM20 53V52H19ZM19 53H18V55H19ZM24 52H22V54H21V56H24V54H23ZM58 53V52H57ZM75 54H77L76 52H74ZM79 53H81V52H79ZM78 53V54H79ZM111 53V52H110ZM115 53V52H114ZM117 53H119L118 51H117ZM122 53H123V51H122ZM172 53V52H171ZM194 54H195V52H193ZM192 53V54H193ZM2 54V53H1ZM15 54V53H14ZM17 54V53H16ZM16 54H15V57H17L16 56ZM28 54V53H27ZM47 54V53H46ZM69 54V53H68ZM71 54V53H70ZM84 54H88V51L86 52V53H84ZM102 54V53H101ZM107 54V53H106ZM113 54V53H112ZM125 54H126V52H125ZM131 54V53H130ZM137 54V56H138V53H136ZM147 54V53H146ZM164 54V53H163ZM173 54V53H172ZM190 54V53H189ZM49 55V54H48ZM74 55V54H73ZM95 55V54H94ZM94 55H93V57H94ZM111 54H109L108 56H110ZM120 55V54H119ZM153 55H154V52L152 53V57H153ZM157 55V54H156ZM166 55H168L167 53H166ZM182 55V54H181ZM180 55V56H181ZM200 55V54H199ZM204 55H210V58H211V54L209 53V54H205V53H203V56ZM20 56V57H21ZM35 56V55H34ZM40 56V55H39ZM44 56V55H43ZM55 56V55H54ZM58 56V55H57ZM71 56H72V54H71ZM76 56H78V55H76ZM88 56V55H87ZM90 56H91V52H90ZM100 56V55H99ZM104 56V55H103ZM107 56V55H106ZM121 56V55H120ZM131 56V58L132 59H135V57L136 56H134V57H132V55H130ZM170 56V55H169ZM173 56V55H172ZM188 56H190V55H188ZM187 56V57H188ZM197 56V55H196ZM200 56H202V53H201V55ZM6 57V56H5ZM8 57H10V56H8ZM11 57H13V56H11ZM10 57V58H11ZM19 57V56H18ZM26 57V56H25ZM45 57V56H44ZM62 57V56H61ZM85 57V56H84ZM112 57V56H111ZM115 57V56H114ZM117 57H119V56H117ZM174 57V56H173ZM222 57V56H221ZM36 59H37V57H35ZM76 58V57H75ZM74 58V59H75ZM79 58V57H78ZM82 58V57H81ZM87 58V57H86ZM89 58V57H88ZM87 58V59H88ZM90 58H92V57H90ZM97 58V57H96ZM104 58V57H103ZM102 58V60H103V62H104V60H105V62H106V60L107 59H103ZM107 58V57H106ZM130 58V59H131ZM139 58V56L137 57V59ZM154 58H155V56H154ZM158 58V57H157ZM179 58V57H178ZM190 58V57H189ZM193 58V57H192ZM202 58V57H201ZM206 58V57H205ZM204 58V59H205ZM5 59H7V57L5 58ZM16 59V58H15ZM40 59V58H39ZM51 59H52V56H51ZM60 59V58H59ZM77 59V58H76ZM80 59V58H79ZM97 59H99V58H97ZM121 59V58H120ZM129 59V58H128ZM147 59V58H146ZM170 59V58H169ZM174 59V58H173ZM185 59V58H184ZM212 59V58H211ZM215 59V58H214ZM213 59V60H214ZM218 60L217 61H219L220 60V58H217ZM10 60V59H9ZM18 60H19V58H18ZM44 60V59H43ZM68 60H69V58H68ZM78 60V59H77ZM77 60H75V61H77ZM85 60V59H84ZM89 60V59H88ZM92 60H94V59H92ZM110 60V59H109ZM113 60H116V59H113V57H112V61ZM162 60V59H161ZM174 60H177V54H176V59H174ZM207 60H208V58H207ZM216 60V59H215ZM1 61V60H0ZM36 61V60H35ZM41 61V60H40ZM47 61H48V59H47ZM64 61V60H63ZM81 61V60H80ZM97 61H99V60H97ZM117 61V60H116ZM135 62H133V64L134 63H137L136 61V59L134 60ZM189 61V60H188ZM3 62V61H2ZM29 61H26V63H28ZM51 62V61H50ZM68 62V61H67ZM77 62H79V61H77ZM83 62V61H82ZM91 62V61H90ZM89 62V63H90ZM94 62V61H93ZM96 62V61H95ZM115 62V61H114ZM125 62V61H124ZM123 62V63H124ZM127 62V61H126ZM130 62V61H129ZM157 62V61H156ZM166 63H169V62H167V61H165ZM164 62V63H165ZM174 63H175V61H173ZM1 63V62H0ZM7 63V62H6ZM5 63V64H6ZM9 63V62H8ZM21 63V62H20ZM54 63V62H53ZM107 63H109L108 61H107ZM161 63V62H160ZM182 62H180L179 64L181 65V67H182V69H185L186 71H192V66H188V65H184V64H181ZM5 64H3L2 65V63H1V67L2 66H4ZM15 64H17V63H15ZM14 64V65H15ZM45 64V63H44ZM70 64H71V61H70ZM76 64V63H75ZM81 64V63H80ZM94 64V63H93ZM115 64V63H114ZM117 64V63H116ZM122 64V63H121ZM125 64V63H124ZM131 63H129L128 65H130ZM138 64V63H137ZM170 64V63H169ZM178 64V63H177ZM177 64H176V66H177ZM178 64V65H179ZM9 65V64H8ZM10 65H11V63H10ZM19 65V64H18ZM48 65V64H47ZM56 65H57V63H56ZM108 65V64H107ZM112 65V64H111ZM135 65V64H134ZM133 65V66H134ZM7 65H5V67H6ZM13 66V65H12ZM23 66H24V64H23ZM39 66H42V65H39ZM52 65H50V67H51ZM86 66H87V64H86ZM94 66H96V65H94ZM93 66V67H94ZM105 66V65H104ZM110 66V65H109ZM114 66V65H113ZM132 65H131V69H132V67H133ZM136 66V65H135ZM158 66H167V64H163V63H161V64H159V63H142V64H140V66H139V68H136L137 70H136V72H137V75L140 77V75H143V74H145L148 70H149V68L150 67H158ZM17 67V66H16ZM28 67V66H27ZM31 67H32V64H31ZM47 67V66H46ZM49 67V66H48ZM53 67V66H52ZM59 68H60V66H58ZM66 67V66H65ZM64 67V68H65ZM82 67V66H81ZM81 67H80V70H81ZM84 67L85 66H83V69H84ZM89 66H87V68H88ZM92 67V68H93ZM106 67V66H105ZM112 67V66H111ZM122 67V66H121ZM172 67H174V66H171V68ZM236 67V66H235ZM239 67H241V66H239ZM40 68H42V67H40ZM56 68H57V66H56ZM96 68H97V66H96ZM98 68H100V66L98 67ZM222 68V67H221ZM220 68V69H221ZM227 68H229V67H226V69ZM231 68H233L232 66L230 67V69L229 70H232ZM244 68H247V67H244ZM249 68V67H248ZM256 68H257V66H256ZM259 69H260V67H258ZM257 68V69H258ZM7 69V68H6ZM9 69V68H8ZM24 69V68H23ZM47 69V68H46ZM58 69V68H57ZM67 69V68H66ZM106 69H108V68H106ZM131 69H130V71H131ZM133 69H134V67H133ZM133 69H132V71H133ZM156 69V68H155ZM158 69V68H157ZM166 69V68H165ZM218 69V68H217ZM236 69V68H235ZM238 69V68H237ZM17 70V69H16ZM41 70V69H40ZM45 70V69H44ZM47 70H49V69H47ZM46 70V71H47ZM79 70V69H78ZM103 70V69H102ZM110 70H111V68H110ZM118 70V69H117ZM120 70V69H119ZM125 70L127 71V67L125 68ZM128 70H129V66H128ZM176 70V69H175ZM193 70L196 72V70L193 68ZM199 70H202L203 71V69H201V68H199ZM205 71L206 70H208V69H204ZM247 70V69H246ZM7 71V70H6ZM59 71V70H58ZM92 71V70H91ZM90 71V72H91ZM94 71H96L95 69H94ZM101 71V70H100ZM107 71V70H106ZM125 71V72H126ZM129 71V72H130ZM221 71H224V70H221ZM255 70H253V72H254ZM258 71V70H257ZM3 71L1 70V72L0 73H2ZM9 72V71H8ZM24 72H26V70L24 71ZM53 72H55L54 70H53ZM60 72V71H59ZM58 72V73H59ZM73 72H74V70H73ZM72 72V73H73ZM85 72V71H84ZM128 72V71H127ZM126 72V73H127ZM128 72V73H129ZM153 71H151V73H152ZM27 73H29V72H27ZM52 73V72H51ZM71 73V72H70ZM69 73V74H70ZM76 73H77V71H76ZM80 73V72H79ZM83 73V72H82ZM82 73H80L81 75H82ZM99 73V72H98ZM110 73V72H109ZM121 73V72H120ZM127 73V74H128ZM133 73V72H132ZM232 73V72H231ZM234 73V72H233ZM242 73V72H241ZM245 73V72H244ZM250 73H251V71H250ZM250 73H247V74H250ZM36 74V73H35ZM40 74V73H39ZM48 74H49V72H48ZM65 74H67V73H65ZM78 74V73H77ZM77 74L75 75V77L77 76ZM83 74H86L87 76L86 77H88L89 78V76H88V74L85 72V73H83ZM89 74H92V73H89ZM101 74V73H100ZM107 74V73H106ZM113 74V73H112ZM116 73H114V75H115ZM150 74V73H149ZM149 74H148V76H149ZM152 74H154V73H152ZM166 74H168L167 72H166ZM253 73H251L250 75L251 76H253L252 75ZM254 74H256V72L254 73ZM8 75H9V73H8ZM18 75V74H17ZM43 75V74H42ZM54 75V74H53ZM55 75H56V73H55ZM104 75H105V73H104ZM108 75V74H107ZM119 75H121V74H119ZM118 75V76H119ZM227 75H228V73H227ZM38 76V75H37ZM41 76V75H40ZM62 76H64L63 74H62ZM73 76V75H72ZM84 76V75H83ZM94 76V75H93ZM128 76V75H127ZM125 77L126 78V80H127V78L128 77ZM144 76V75H143ZM147 76V78L148 79H150V77H148ZM10 76H8V78H9ZM20 77H21V75H20ZM27 77V76H26ZM44 77H46V75H44ZM50 77V76H49ZM101 77V76H100ZM120 77V76H119ZM129 77H131L130 78V80L132 81V77L133 76H129ZM135 77V76H134ZM7 78V77H6ZM5 78V79H6ZM21 78H23V76L21 77ZM35 78V77H34ZM53 78V77H52ZM62 78V77H61ZM72 78V77H71ZM79 78H81V77H79ZM121 78V77H120ZM146 77L144 76V81L143 80H141V82H143L144 83V87L141 85V87H143V90L141 91V93H140V95H139V99H140V108H139V110H138V115H137V119L135 120V121H138V125L139 124H141V122L142 121H146V120H151L153 117L154 118H156L155 120H157V123L156 124H158V125H160L161 123V121H162V118L160 119L159 118V116L161 115V113L163 112V110H166V113H168V114H170V115H168V118L169 119H167V120H169L170 121V119H171V117H172V114L174 113V112H176V114H178V111H179V114H181V112L183 113V114H181V115H179V116H185V118L186 119H188V118H193L190 122H186L187 124L185 125L186 126V131L187 132H189V131H191L192 129H191V127H192V123L191 122H193L194 120H195V118H196V114H195V117H194V114H193V112H191V111H187V110H185V112L183 111V108H184V105L183 104H179V108L177 109V110H174L175 109V107H176V105L173 103V104H171V97H169L168 95H162V94H160L161 92H164L165 91V88L167 87V85L165 86L164 84H161V82H160V80H159V83L161 84V85H158L159 83H154L156 80H154V81H151V79L148 81V79L146 78ZM238 78H239V76H238ZM0 79H2V77L0 78ZM12 79V78H11ZM41 79H42V77H41ZM46 79V78H45ZM47 79H48V77H47ZM51 79V78H50ZM66 79V78H65ZM82 79L84 80V78L82 77ZM134 79V78H133ZM169 79H171V78H169ZM232 79V78H231ZM33 80V79H32ZM38 80V79H37ZM56 80V79H55ZM54 80V81H55ZM74 80H76V83H77V77L74 79ZM73 79H72V81H74ZM87 80H89V79H87ZM106 80V79H105ZM124 80V79H123ZM129 80V81H130ZM238 80V79H237ZM3 81V80H2ZM22 81H24V80H22ZM53 81V82H54ZM59 81V80H58ZM57 81V82H58ZM68 81V80H67ZM72 81H70V82H72ZM98 81V80H97ZM97 81H96V83H97ZM125 81V80H124ZM172 81V80H171ZM233 81V80H232ZM239 81V80H238ZM238 81H236V83L238 82ZM4 82V81H3ZM11 82V81H10ZM19 82V81H18ZM28 82H30V80L28 81ZM32 82V81H31ZM45 82V81H44ZM81 82V81H80ZM84 82V84H88L89 83V81H88V83H85L86 82V80L85 81H83ZM83 82H81L82 84H83ZM93 82H95V81H93ZM112 82V81H111ZM158 82V81H157ZM162 82H163V80H162ZM193 81H190V83H192ZM205 82V81H204ZM1 83V82H0ZM12 84L14 83V82H11ZM15 83H17V82H15ZM24 83H26V81L24 82ZM38 83V82H37ZM37 83H35V84H37ZM48 83V82H47ZM47 83H46V85L45 86H47ZM55 83V82H54ZM60 83V82H59ZM62 83V82H61ZM80 83V84H81ZM92 83V82H91ZM101 83V82H100ZM99 83V84H100ZM103 83V82H102ZM121 83V82H120ZM136 83V82H135ZM139 83V82H138ZM195 83V82H194ZM202 83H203V80H202ZM202 83H198V85L200 84V86L202 87V89H203V93H202V96L205 98V99H209V100H211L212 102H213V105L211 106V108H203V110L204 111H202L201 113H200V115L202 114V116H204L205 118H209V119H211L212 121H211V123H215V124H218L219 126H221V129H224V131L225 132H228L226 135H224V134H222V133H220V132H218L217 130H212L210 127H209V125L208 126H206V125H204V127H198L197 128V133H199L200 135H201V138H203V142H204V144H202L201 146L198 144V142H196L195 143V141H193V138L192 137H190V133L188 134V133H186L185 132V129H184V131L183 132H185L186 134L185 135H179L178 137H176V140L174 139V141L175 142H172V140H170V142H172V143H174V144H172L171 145V143H169V141H167L168 139H167V137H166V135H168L167 133L169 132V130L170 129H165V127H164V125H166V127H167V124H163V122H165V121H162V124H163V127H162V124L160 125V128L159 129H161L162 130V128H163V131H161V130H159V133H158V128H157V133L160 135V137H159V140L162 138V140H165V142L164 141H162V142H164V143H166V142H168V144L169 145H167V143H166V145L163 143V144H161V141H160V146H155V147H153L152 148V143H150V146H148V148H147V151H146V149H145V151L142 149V151H140L141 149H137V151L136 150H134L133 152H134V154L132 155V158L130 159V161H129V165L127 166V165H124L123 167H121V169H119L118 168V170L117 171H113V172H110V171H108L109 169H112L111 167L110 168H108V167H106V165L105 164H103V165H105V166H100L102 163H100L99 164V169H97L98 170V173H95V172H89L90 173V177H91V179H86V177H85V173L87 172L88 173V171H87V169H86V167L85 166H80L79 164H78V157H80L81 156V154H80V156H75V158H74V160H73V165L75 166V167H73V168H71V169H73V171H70L71 173L70 174H68L71 178L72 177H76V176H81L82 177V181H84L83 182V184H84V186H83V184H82V186H83V190L87 193V192H89L88 193V195H86L87 196V198H85V199H81L80 197V199H78L76 202L77 203H75L74 205H70V206H68L67 207V209H66V207H64L65 208V210H64V212H66V213H70V210H71V212L73 211V213H74V211L75 212H78V216H80L81 217V220H82V225L80 226V227H82V230H83V235L84 234H86L88 231H89V229L91 228L92 229V223L94 222V224L96 223V224H101L102 223V221L103 220H105L112 212H114L115 211V208H113L114 206H113V202L114 201H119V202H121V204H122V206L124 205H126V208H128L129 210H131L132 211V214H133V217H135V216H141L144 220H147L148 219V213H150V214H154L155 216H157V218H161V216H163V215H167V214H170V213H172L173 211H174V209H177V208H179V207H182L184 204H186V203H188V202H190V201H192V200H197V197H198V195H199V188H198V185L196 186V183H197V181H198V179H199V181L201 180V178H202V180H206V179H204L205 178V174L204 173H206L207 174V172L209 171V173H210V171H212L211 172V175H215L216 176V170H218L217 169V166H215V168L216 169H213L214 167H213V163H212V161H213V157L214 158H217V157H221L224 161H227V162H229V167H230V171L227 173V175L226 176H224V177H220L221 178V180H219V186H221V187H226V191L223 193V194H221L220 196H212L211 197V201L209 202V204H207V205H203V207H198V209H193V210H191V211H189V212H186V213H184L183 215H181L179 218H177V219H175V220H173L172 222H170V223H168V224H164V225H161V226H159V227H157L156 229H154L153 230V232H152V234L149 236V237H142V236H137L136 237V239H135V241H134V243H132V245L131 246H128V247H126V248H124V247H122V246H115V245H113L111 242H109V240H101L100 242H99V246L95 249V250H92V249H90V247L89 248H87V247H84V248H82V247H80L79 245H77V244H74V243H72V245H71V241L66 237V232H64L63 233V235L61 234V235H59V236H61L60 237V239H59V241H60V243H59V248L57 249V248H55V247H53V249H51L52 251L51 252H46L47 254L45 255V258H44V264H107V263H109V264H116L115 262L119 259V258H127L128 259V261L131 263V264H156L157 262H155V260H159V262H160V264H264V153H262L258 148H255L254 146H252L249 142H248V140H246L247 138H245L244 136H239V135H237L236 133H232L231 131H232V128H231V126H227V125H225V124H223V123H221L222 121L223 122H227V120H226V117L224 116V114H222L221 113V110H222V107L221 106H219L218 107V105L217 104H215V102H216V99H213L212 100V96H210V86L211 85H206V84H204L203 83V86H202ZM234 84H235V82H233ZM5 84V83H4ZM3 84V85H4ZM7 84V83H6ZM5 84V85H6ZM50 84V83H49ZM48 84V85H49ZM63 84V83H62ZM67 84V83H66ZM71 84V83H70ZM106 84V83H105ZM124 84V83H123ZM239 84V86H240V83H238ZM238 84H237V86H238ZM19 85H20V83H19ZM57 85V84H56ZM79 85V84H78ZM96 86H97V84H95ZM101 85V84H100ZM104 85V84H103ZM114 85V84H113ZM130 85V84H129ZM236 85V84H235ZM245 85H246V83H245ZM9 86H11V85H9ZM21 86V85H20ZM24 86V85H23ZM23 86H21V87H23ZM30 86H31V84H30ZM50 86V85H49ZM48 86V87H49ZM53 86V85H52ZM73 86H74V84H73ZM72 86V87H73ZM82 86V85H81ZM81 86H79V87H81ZM92 86H94V85H92ZM106 86H107V84H106ZM187 86H188V84H187ZM242 86V87H241ZM240 87H236V86H234V87H236V91H238V89L240 88L241 89V92H242V90H243V92L246 94V91H247V88H245V86H243V85H241ZM1 87V86H0ZM33 87V86H32ZM51 87V86H50ZM56 87V86H55ZM59 87H60V85H59ZM62 88H63V86H61ZM122 87V86H121ZM120 86L118 87V88H121ZM140 87V88H141ZM212 87V86H211ZM13 88V87H12ZM27 88V87H26ZM38 88V87H37ZM39 88H40V86H39ZM41 88H43L42 86H41ZM97 88V87H96ZM98 88H99V85H98ZM105 88V87H104ZM117 88V89H118ZM17 89V88H16ZM16 89H14V90H16ZM21 89V88H20ZM32 89V88H31ZM48 89V88H47ZM46 89V90H47ZM52 89V88H51ZM107 89V88H106ZM123 89H124V87H123ZM235 89V88H234ZM252 89V88H251ZM45 90V91H46ZM49 90H50V88H49ZM56 90V89H55ZM79 90V89H78ZM96 90V89H95ZM100 90V89H99ZM103 90V89H102ZM164 90V91H163ZM246 90V91H245ZM13 90H11V92H12ZM24 91V90H23ZM42 91V90H41ZM44 91V90H43ZM48 91V90H47ZM54 91V90H53ZM57 91H61V90H57ZM56 91V92H57ZM67 91H68V89H67ZM69 91H70V89H69ZM73 91V90H72ZM80 91V90H79ZM82 91V90H81ZM86 91V90H85ZM92 91V90H91ZM117 91V90H116ZM251 91V90H250ZM249 91V92H250ZM4 92H6V91H4ZM8 92V91H7ZM14 92V91H13ZM38 92V91H37ZM74 92V91H73ZM72 92V93H73ZM93 92V91H92ZM115 92V91H114ZM3 93V92H2ZM16 94H17V92H15ZM14 93V94H15ZM23 93V92H22ZM34 93H36V92H34ZM62 93V92H61ZM65 93H67V92H65ZM70 93V92H69ZM68 93V95H70ZM71 93V95H73ZM99 93V92H98ZM97 93V94H98ZM101 93H102V91H101ZM230 93V92H229ZM4 94V93H3ZM31 94V93H30ZM89 94V93H88ZM120 94V93H119ZM242 94V93H241ZM240 94V95H241ZM245 94H242V96L243 95H245ZM12 95V94H11ZM32 95H34L33 93H32ZM38 95V94H37ZM53 95V94H52ZM59 95V94H58ZM61 95V94H60ZM65 95V94H64ZM63 95V96H64ZM71 95L70 96H67V99L70 97V99H71ZM76 95V94H75ZM77 95H80V94H77ZM76 95V96H77ZM86 95V94H85ZM107 95V94H106ZM113 96H115L116 95V93H115V95L114 94H112ZM124 94H122V96H123ZM126 95V94H125ZM158 95V96H157ZM247 95H248V91H247ZM8 96H9V94H8ZM39 96V95H38ZM38 96H36V97H31V95H30V97L33 99V98H38ZM63 96H60V97H62V99H63ZM74 96V95H73ZM84 96V95H83ZM94 96V95H93ZM101 97H102V95H100ZM105 96V95H104ZM121 98H122V96H121V94L119 95ZM158 97V98H155V97ZM180 95H179V93L176 91V93L175 94H173V96L172 97H174V98H177V97H179ZM182 96V95H181ZM43 97H44V95L42 96V99H43ZM54 97V96H53ZM65 97V96H64ZM99 97V96H98ZM124 98H125V96H123ZM183 97V100H184V102H186V101H191V98L190 97H187L186 95H183L182 96ZM244 97V96H243ZM12 97H10L9 99H11ZM27 98V97H26ZM39 98H41L40 96H39ZM56 99H57V97H55ZM107 98V97H106ZM120 98V99H121ZM124 98H122V99H124ZM244 98H246V96L244 97ZM1 99H3V98H1ZM5 99V98H4ZM47 100H49L48 98H46ZM52 99V98H51ZM83 98L81 97V100H80V102L81 101H83L82 100ZM84 99H86V98H84ZM89 100H91V101H93L92 100V98L90 99V98H88ZM95 99V98H94ZM99 99V98H98ZM97 99V100H98ZM101 99V98H100ZM115 99H116V97H115ZM7 100V98L5 99V101ZM13 100H14V98H13ZM20 100V99H19ZM54 100V99H53ZM75 100H77V99H75ZM103 100V99H102ZM101 100V101H102ZM106 100V99H105ZM109 100H110V97H109ZM113 100H114V98H113ZM3 102H4V100H2ZM11 101V100H10ZM33 101V100H32ZM35 101H37V100H35ZM39 101V100H38ZM46 101V100H45ZM50 101H52V100H50ZM85 101V100H84ZM100 101V102H101ZM112 101V100H111ZM2 102V103H3ZM7 102H9L8 100H7ZM55 102V101H54ZM67 102H69V100H67ZM78 102V101H77ZM114 102H115V100H114ZM113 102V103H114ZM123 102H124V100H123ZM192 102V101H191ZM11 103V102H10ZM9 103V104H10ZM37 103V102H36ZM63 103V102H62ZM70 103V102H69ZM74 103V102H73ZM72 103V104H73ZM76 103V102H75ZM93 103V102H92ZM108 103H109V101H108ZM119 103H121V101L119 102ZM25 103H23L22 102V105H24ZM29 104H31V103H29ZM32 104H34L35 105V103H33L32 102ZM31 104V105H32ZM51 104H52V102H51ZM66 104V103H65ZM71 104V105H72ZM80 104V103H79ZM98 104V103H97ZM116 104V103H115ZM178 104V103H177ZM21 105V104H20ZM33 105V106H34ZM36 105H38V103L36 104ZM53 105V104H52ZM64 105V104H63ZM84 105H87V104H84ZM89 105V104H88ZM91 105H94V104H91ZM100 105V104H99ZM99 105H97V106H99ZM112 105V104H111ZM114 105V104H113ZM122 105V104H121ZM16 106V105H15ZM39 106V105H38ZM38 106H36V107H38ZM47 106H48V104H47ZM79 106H81V105H79ZM115 106V105H114ZM66 107H68V106H66ZM73 107V106H72ZM83 107V106H82ZM100 107V106H99ZM107 107V106H106ZM108 107H109V105H108ZM107 107V108H108ZM116 107V106H115ZM11 108H12V106H11ZM23 108H26V109H28L29 107L27 106V107H25V105H24V107ZM65 108V107H64ZM84 108V107H83ZM91 108H93V106L91 107ZM107 108H106V110H107ZM4 109V108H3ZM21 109V108H20ZM62 109V108H61ZM77 109V108H76ZM88 109V108H87ZM89 109H90V107H89ZM98 109V108H97ZM110 110H111V108H109ZM114 109V108H113ZM116 109H117V107H116ZM167 109H168V111L170 110V112H167ZM29 110V109H28ZM44 110H45V108H44ZM63 110V109H62ZM65 110V109H64ZM70 110V109H69ZM79 110V109H78ZM83 110V109H82ZM99 110V109H98ZM97 110V111H98ZM161 110H162V112H161ZM4 111V110H3ZM19 111V110H18ZM23 111V110H22ZM47 111V110H46ZM76 111V110H75ZM80 111V110H79ZM78 111V112H79ZM90 111V110H89ZM88 111V112H89ZM92 111V110H91ZM116 111H118V110H116ZM199 112L201 111V109L200 110H198ZM197 111V112H198ZM42 112V111H41ZM55 112V111H54ZM53 112V113H54ZM62 112V111H61ZM66 112V111H65ZM77 112V111H76ZM93 112H94V108H93ZM110 112V111H109ZM157 112V113H156ZM159 112H161V113H159ZM173 112V113H172ZM196 112V113H197ZM3 113V112H2ZM1 113V114H2ZM12 113V112H11ZM35 113H37V111L35 112ZM52 113V112H51ZM51 113H50V116H51ZM56 113V112H55ZM90 113V112H89ZM97 113V112H96ZM105 113V112H104ZM18 114H20V112L18 113ZM34 114V113H33ZM47 114H48V112H47ZM65 114V113H64ZM77 114V116H78V113H76ZM83 114V113H82ZM91 114V113H90ZM89 114V115H90ZM102 114V113H101ZM106 114V113H105ZM109 114V113H108ZM110 114H112V112L110 113ZM157 114V115H156ZM3 115V114H2ZM6 115V114H5ZM12 115V114H11ZM17 115V114H16ZM24 115H26V114H24ZM54 115V114H53ZM58 115H60V113H58ZM80 115H81V113H80ZM79 115V117H82V116H80ZM89 115H87V118H90V117H88ZM154 115H156V116H154ZM165 115V114H164ZM4 116V115H3ZM62 116V115H61ZM72 116V115H71ZM77 116H76V118H77ZM91 116V115H90ZM95 116H96V114H95ZM103 116V115H102ZM104 116H106V115H104ZM112 116V115H111ZM158 116V117H157ZM170 116V117H169ZM183 116V117H184ZM15 117H17V116H15ZM28 117V116H27ZM26 117V118H27ZM31 117H33V116H31ZM30 117V118H31ZM38 117V116H37ZM36 117V118H37ZM54 117H57V116H54ZM67 117V116H66ZM78 117V118H79ZM107 117H109L108 115L106 116V119H107ZM1 118H3V117H1ZM34 118V117H33ZM33 118H32V120H33ZM44 118V117H43ZM53 118V117H52ZM60 118V117H59ZM83 118V117H82ZM84 118H85V116H84ZM87 118H85V119H87ZM110 118V117H109ZM164 118V117H163ZM24 119H25V117H24ZM23 119V120H24ZM38 119V118H37ZM37 119H34V120H37ZM48 119V118H47ZM51 119V118H50ZM73 119H75V117L73 118ZM73 119H71L72 121H73ZM79 119H81V118H79ZM104 119V118H103ZM13 120V119H12ZM31 120V121H32ZM41 119H39V121H40ZM54 120V119H53ZM56 120V119H55ZM55 120H54V122H55ZM6 121V120H5ZM14 121V120H13ZM42 121H44L43 119H42ZM41 121V122H42ZM51 121V120H50ZM60 121V120H59ZM64 121V120H63ZM62 121V122H63ZM77 121V120H76ZM78 122V121H77ZM88 122V121H87ZM100 122V120L99 121H97V122H95V124L96 123H99ZM102 122V121H101ZM104 123H105V120L103 121ZM108 122V121H107ZM147 122V121H146ZM145 122V123H146ZM160 124H159V123ZM168 122V121H167ZM177 122H178V120H177ZM28 123H30V122H28ZM34 123H36V121L35 122H33V124ZM50 123H52V122H50ZM65 123V122H64ZM68 123H70V122H68ZM73 123H74V121H73ZM88 123H90L91 124V122H88ZM87 123V124H88ZM148 123V122H147ZM254 122H250V124L252 125ZM5 124H9L8 122L7 123H5ZM23 124V123H22ZM26 125H27V122L25 123ZM25 124H23V126H26ZM30 124H32V123H30ZM29 124V125H30ZM41 124V123H40ZM78 124V123H77ZM179 124V123H178ZM178 124H177V127H178ZM182 124V123H181ZM250 124H247V125H250ZM14 124H12V126H13ZM58 125V124H57ZM59 125H60V123H59ZM74 125V124H73ZM89 125V124H88ZM88 125H86V126H88ZM9 126V125H8ZM7 126V127H8ZM15 126V125H14ZM43 126V125H42ZM77 126V125H76ZM82 126L83 125H81V129H83L82 128ZM96 126V125H95ZM100 126V125H99ZM2 127H3V125H2ZM2 127H1V129H2ZM5 127V126H4ZM19 127H20V124H19ZM27 127V126H26ZM30 127V126H29ZM33 127H35V126H33ZM40 127H41V125H40ZM59 127V126H58ZM64 127V126H63ZM66 127H68V125L66 126ZM64 128V129H67V128ZM85 127V126H84ZM247 127V126H246ZM20 128H22V127H20ZM28 128V127H27ZM43 128V127H42ZM42 128H41V132H42ZM76 128V127H75ZM79 128V127H78ZM77 128V129H78ZM86 128V127H85ZM88 128V127H87ZM86 128V129H87ZM4 129V128H3ZM10 129V128H9ZM14 129H15V127H14ZM17 129V128H16ZM56 129V128H55ZM60 129V128H59ZM58 129V130H59ZM71 129H73V128H71ZM96 129V128H95ZM165 129V130H164ZM11 130H12V128H11ZM31 130H32V128H31ZM57 130V129H56ZM91 130H93V129H91ZM97 130V129H96ZM167 130H168V132H167ZM231 130V131H230ZM5 131V130H4ZM17 131H19V130H17ZM24 131V130H23ZM30 131V130H29ZM28 131V132H29ZM52 131V130H51ZM53 131H54V129H53ZM164 131L165 132H167L166 134H164ZM2 132V131H1ZM9 132V131H8ZM7 132V133H8ZM59 132V131H58ZM58 132H56V133H58ZM76 132V131H75ZM91 132V131H90ZM89 132V133H90ZM163 132V134H164V136L166 137H164V136H162V134L161 133ZM170 132H171V130H170ZM6 133V132H5ZM10 133V132H9ZM15 133V132H14ZM36 133V132H35ZM48 133V132H47ZM46 132H45V135L47 134ZM50 133V132H49ZM48 133V134H49ZM62 133H63V131H62ZM80 133H81V131H80ZM85 133V132H84ZM83 133V134H84ZM3 134V133H2ZM2 134L0 135V138H1V136H2ZM11 134V133H10ZM10 134H9V136H10ZM53 134V133H52ZM59 134V133H58ZM57 134V135H58ZM70 134V133H69ZM79 135V133H76V135ZM150 134H152V132L150 133ZM155 133H153V135H154ZM170 134V133H169ZM14 135V134H13ZM15 135H17V134H15ZM14 135V136H15ZM20 135H21V132H20ZM20 135H17V136H20ZM35 135V134H34ZM37 135H39V134H37ZM50 135V134H49ZM65 135V134H64ZM63 135V136H64ZM152 135V136H153ZM25 136V135H24ZM32 136V135H31ZM40 136H41V134H40ZM39 136V137H40ZM44 136V135H43ZM82 136V135H81ZM85 136V135H84ZM114 136V135H113ZM155 136H157V134H155ZM162 136V137H161ZM249 136H250V138H249V141H251V140H253V141H256L257 143L259 142V143H262V144H264V132H262L261 133V136H257L256 134H249ZM3 137H4V135H3ZM11 137V136H10ZM10 137H8V138H10ZM35 137V136H34ZM34 137H32V138H34ZM50 137V136H49ZM56 137V136H55ZM57 137H59V136H57ZM56 137V138H57ZM67 137V136H66ZM77 137V136H76ZM90 137H92V136H90ZM89 137V138H90ZM164 137V138H163ZM4 138H7V137H4ZM3 138V139H4ZM7 138V139H8ZM41 138V137H40ZM51 138H52V135H51ZM172 138V137H171ZM175 138V137H174ZM2 138H1V140H3ZM27 139V138H26ZM30 139V138H29ZM42 139V138H41ZM67 139V138H66ZM78 139V138H77ZM11 140V139H10ZM35 140V139H34ZM44 140H45V136H44ZM62 140V139H61ZM79 140V139H78ZM81 141H82V139H80ZM79 140V141H80ZM152 140V139H151ZM25 141V140H24ZM23 141V142H24ZM29 141H31V140H29ZM63 141V140H62ZM66 141H68V139L66 140ZM147 141V140H146ZM1 142H3V141H1ZM27 142V141H26ZM40 142H42V140L40 141ZM50 142V141H49ZM78 142V141H77ZM86 142V141H85ZM84 142V143H85ZM141 142H144L143 144L145 145L146 143H145V141H144V139L141 141ZM149 142V141H148ZM4 143H5V141H4ZM18 143H19V141H18ZM21 143V142H20ZM45 143H47V142H45ZM56 143V142H55ZM75 143V142H74ZM78 143H80V142H78ZM113 143H115L116 144V146H120L121 144H120V140H119V137L118 136H114L113 137ZM211 143H213V145L214 146H212L211 145ZM1 144V147H3L2 146V143H0ZM14 144V143H13ZM16 144V143H15ZM25 144V143H24ZM27 144V143H26ZM37 144H40V143H37L36 142V144H34V146L35 147H37ZM44 144V143H43ZM64 144V143H63ZM65 144H66V142H65ZM120 144V145H119ZM154 144V143H153ZM10 145V144H9ZM12 145V144H11ZM22 145V144H21ZM29 145H31V144H29ZM28 145V146H29ZM48 145V144H47ZM52 145H53V142H52ZM54 145H56V144H54ZM68 145V144H67ZM66 145V146H67ZM148 145V144H147ZM5 146V145H4ZM20 146V145H19ZM39 146V145H38ZM42 146L43 145H41V148H42ZM46 146V145H45ZM59 146H61V145H59ZM58 146V147H59ZM66 146H64V147H66ZM69 146V145H68ZM67 146V147H68ZM141 146V145H140ZM163 146V147H162ZM15 147H16V145H15ZM24 147V146H23ZM33 146H31V148H32ZM34 147V148H35ZM40 147V146H39ZM215 147L217 148V149H215ZM233 147L235 148V150H232L233 149ZM4 148V147H3ZM2 148V150H4ZM8 149H9V146L7 147ZM11 148V147H10ZM13 148V147H12ZM21 148V147H20ZM30 147L28 148V149H31ZM50 148H51V146H50ZM62 148H63V146H62ZM69 148V147H68ZM68 148H67V150H68ZM19 149V148H18ZM27 149V148H26ZM33 149V148H32ZM31 149V150H32ZM40 149V148H39ZM44 149V148H43ZM52 149H54V147H52ZM51 149V150H52ZM56 149V148H55ZM54 149V150H55ZM212 150V154L208 151V150ZM6 150V149H5ZM10 150V149H9ZM8 150V151H9ZM15 150V149H14ZM25 150V149H24ZM38 150V149H37ZM47 150V149H46ZM46 150H41V151H43V153H44V151H46ZM48 150H50V149H48ZM47 150V151H48ZM66 150V151H67ZM1 151V150H0ZM8 151H7V153H8ZM18 152H21V150L19 151V150H17ZM16 151V152H17ZM30 151V150H29ZM60 151V148H59V150H57V152H59ZM74 152L76 151V150H73ZM72 151V152H73ZM2 152V151H1ZM6 152V151H5ZM23 152V151H22ZM56 152V153H57ZM73 152V153H74ZM145 152V153H144ZM9 153H11V152H9ZM25 153H27V152H25ZM29 153V152H28ZM36 153V152H35ZM42 153V154H43ZM53 153V152H52ZM60 154H61V152H59ZM59 153H58V156H59ZM79 153V152H78ZM2 154V153H1ZM3 154H4V152H3ZM12 154H13V149H12ZM22 154H24V153H22ZM20 156H21V154H19ZM19 155H17V156H19ZM62 155V154H61ZM71 155H73V154H71ZM77 155V154H76ZM2 156V155H1ZM11 156V155H10ZM10 156L8 157V155H6V157H8L9 159H10ZM39 156V155H38ZM42 157H43V155H41ZM40 156V157H41ZM45 157V156H44ZM43 157V158H44ZM48 157V156H47ZM11 158H12V156H11ZM15 159H17L16 158V156L14 157ZM23 158V157H22ZM25 158V157H24ZM32 159V158H31ZM36 159H38V157L36 158ZM49 159V158H48ZM80 159V158H79ZM1 160V159H0ZM28 160H30V158L28 159ZM33 160H35V158L33 159ZM39 160H40V158H39ZM50 160H52V158L50 159ZM50 160H48V161H50ZM54 160H55V158H54ZM53 160V161H54ZM57 160V159H56ZM59 160V159H58ZM82 160V159H81ZM84 160V159H83ZM82 160V161H83ZM102 160V159H101ZM100 160V161H101ZM3 161V160H2ZM4 161H6V160H4ZM37 161V160H36ZM61 161V160H60ZM41 162H44V160L43 161H41ZM59 162V161H58ZM67 162H69V161H67ZM79 162L81 163V161L79 160ZM4 163V162H3ZM8 163V162H7ZM12 163V162H11ZM27 163V162H26ZM39 163V162H38ZM46 163V162H45ZM45 163H44V165L43 166H45ZM51 163V162H50ZM53 163V162H52ZM54 163H56V161L54 162ZM25 164V163H24ZM28 164V163H27ZM27 164H25L26 165V167H27ZM48 165H49V162L47 163ZM46 164V165H47ZM87 164V166H89L88 165V163H86ZM1 165H2V163H1ZM0 165V166H1ZM5 165H6V163H5ZM11 165V164H10ZM9 165V166H10ZM21 165H22V163H21ZM40 165V164H39ZM47 165V166H48ZM52 165V164H51ZM61 165H62V163H61ZM72 165V164H71ZM76 165L78 166H80V168H79V166L78 167H76ZM83 165H84V162H83ZM8 166V167H9ZM15 166V165H14ZM19 166V165H18ZM17 166V167H18ZM30 166H31V164H30ZM42 166V167H43ZM66 166H67V164H66ZM3 167V166H2ZM1 167V168H2ZM20 167V166H19ZM32 167H34V166H32ZM36 167V166H35ZM90 167L91 166H89L88 168L90 169ZM115 167V166H114ZM117 167V166H116ZM11 168V167H10ZM28 168V167H27ZM26 168V169H27ZM31 168V167H30ZM47 168V167H46ZM49 168V167H48ZM53 168H55V166L53 167ZM75 168V169H74ZM93 168V167H92ZM96 168H97V166H96ZM95 168V166H94V168H93V170L94 169H96ZM107 168H108V170H107ZM24 169V168H23ZM44 169V168H43ZM58 169V168H57ZM65 169V168H64ZM70 169V170H71ZM117 169V168H116ZM3 170V169H2ZM17 170H18V168H17ZM21 170V169H20ZM25 170V169H24ZM30 170V169H29ZM9 171H11V170H9ZM14 171V170H13ZM15 171H16V169H15ZM14 171V172H15ZM21 171H23V170H21ZM28 171V170H27ZM45 171V170H44ZM52 171V170H51ZM91 171V170H90ZM25 172V171H24ZM36 172V175H38L37 174V171H35ZM35 172H33V173H35ZM40 172V171H39ZM55 172V171H54ZM53 172V173H54ZM4 173V172H3ZM16 173V172H15ZM18 173H19V170H18ZM21 173V172H20ZM42 173V172H41ZM68 173H69V168H68ZM8 174V173H7ZM10 174V173H9ZM12 174V173H11ZM25 174V173H24ZM28 174V173H27ZM30 174V173H29ZM28 174V175H29ZM40 174V173H39ZM198 174H199V176H198ZM1 175V174H0ZM20 176H21V174H19ZM42 175V174H41ZM66 175V174H65ZM202 175H204V178H203V176ZM210 174H209V178H210V176H211ZM5 176V175H4ZM11 176V175H10ZM14 176V175H13ZM12 176V177H13ZM15 176H17V175H15ZM27 176V175H26ZM25 176V177H26ZM30 176H32V175H30ZM181 176H186V178H187V183H189V185H192V186H194V188L193 189H191L190 187L187 189V190H185L186 192H183V193H185V194H181L180 192V190H179V188H178V186H179V184H180V186H181ZM202 176V177H201ZM211 177L210 179L212 180V178H214V177ZM2 177V176H1ZM8 177V176H7ZM33 177H34V175H33ZM32 177V178H33ZM37 177V176H36ZM207 177V176H206ZM5 178V177H4ZM10 178V177H9ZM9 178H8V180H9ZM21 178V177H20ZM29 178H31V177H28V179ZM46 178V177H45ZM64 178V181H66L65 180V176L63 177ZM68 178V177H67ZM208 178V179H209ZM217 178V177H216ZM219 178V177H218ZM0 179H3V177L2 178H0ZM7 179V178H6ZM25 179V178H24ZM38 179V178H37ZM39 179H41V177L39 178ZM43 179V178H42ZM54 179H55V177H54ZM60 179V178H59ZM215 179V178H214ZM16 180V179H15ZM48 180V179H47ZM51 181H52V179H50ZM56 180V179H55ZM58 180V179H57ZM63 180V179H62ZM71 180V179H70ZM88 180H91L90 182L92 183V185L93 186H88V184H87V182H88ZM200 181V182H202L203 183V181ZM3 180H1V182H2ZM6 181V180H5ZM26 182H28L27 181V179L25 180ZM32 181H34V180H32ZM216 181V180H215ZM215 181H212V182H215ZM7 182V181H6ZM6 182H4V184L6 183ZM9 182V181H8ZM7 182V183H8ZM25 182V183H26ZM67 182H71V181H67ZM13 183V182H12ZM19 183V182H18ZM50 183H52V182H50ZM50 183H49V185H50ZM54 183H56V182H54ZM37 184V183H36ZM68 184V183H67ZM214 184V183H213ZM9 185V183L7 184V186ZM26 185H28L27 183H26ZM32 185H34V184H32ZM47 185H48V183H47ZM47 185H46V187H47ZM48 185V186H49ZM68 185H70V184H68ZM3 186V185H2ZM11 185H9L8 187H10ZM13 187H15L14 185H12ZM70 186H72V185H70ZM66 187V194H68L67 196H69V195H72V191H70V188L71 187ZM74 186V185H73ZM203 186H204V184H203ZM21 187V186H20ZM40 187V186H39ZM38 187V188H39ZM59 187V186H58ZM61 187V186H60ZM95 187V188H94ZM205 187V186H204ZM11 188V187H10ZM16 188V187H15ZM37 188V189H38ZM62 188V187H61ZM74 188V187H73ZM17 189H18V186H17ZM16 189V190H17ZM47 189H48V187H47ZM54 189V188H53ZM59 189V188H58ZM64 189V188H63ZM10 190H12V189H10ZM10 190H7L6 189V191H10ZM21 190V189H20ZM35 190V189H34ZM44 190V189H43ZM46 190V189H45ZM1 191V190H0ZM6 191L4 192L3 191V193H6ZM63 191V190H62ZM2 192V191H1ZM11 192V191H10ZM9 192V193H10ZM22 192V191H21ZM27 192H28V190H27ZM31 192H34V191H31ZM39 192V191H38ZM49 192V191H48ZM61 192V191H60ZM64 192V191H63ZM2 193V194H3ZM16 193V192H15ZM26 193V192H25ZM24 193V194H25ZM41 193H42V191L39 193V194H37V195H41ZM57 193H59V192H57ZM81 193V192H80ZM12 194V193H11ZM20 194H22L23 195V193H20ZM19 194V195H20ZM93 194V195H92ZM7 195H9V194H7ZM29 195L31 196V193H29ZM45 195V194H44ZM47 195V194H46ZM45 195V196H46ZM51 195V194H50ZM55 195V194H54ZM79 195V194H78ZM11 196H13V195H11ZM18 196V195H17ZM16 196V197H17ZM25 196H26V194H25ZM24 196V197H25ZM27 196H28V194H27ZM80 196V195H79ZM83 196V195H82ZM85 196V197H86ZM0 197H2V195H0ZM14 197V196H13ZM16 197L15 198H11V199H16ZM29 197V196H28ZM34 197V196H33ZM39 197V196H38ZM41 197H42V195H41ZM4 198H6L5 196H3V199ZM46 198L48 199L49 197H48V195L46 196ZM52 198H54V196L52 197ZM18 199V198H17ZM21 199V198H20ZM26 199V198H25ZM36 199V198H35ZM35 199H33V201L35 202ZM39 199V198H38ZM44 199H45V197H44ZM76 199H77V197H76ZM96 199H100L101 201H103V209L99 212V213H96L95 212V209H94V203H95V200ZM135 199H137V201H136V203H135ZM30 200V199H29ZM41 200V199H40ZM53 200H55V202H56V199H53ZM5 201H7V200H5ZM26 201V200H25ZM28 201V200H27ZM52 201V200H51ZM198 201V200H197ZM14 202V201H13ZM22 202H23V199H22ZM31 202H32V200H31ZM40 203H41V201H39ZM54 202V201H53ZM36 203H38L37 201H36ZM43 203H45L44 201H43ZM70 203V202H69ZM7 204H10V203H7ZM42 204V203H41ZM50 204H53V203H50ZM56 204V203H55ZM196 204V203H195ZM6 205V204H5ZM15 206V204H11V206ZM17 205V204H16ZM38 205V204H37ZM42 205H46V204H42ZM8 206H10V205H8ZM20 206V205H19ZM30 206V205H29ZM33 206V205H32ZM54 206V205H53ZM65 206H66V204H65ZM117 206H118V204H117ZM1 207V206H0ZM34 207H36L35 205H34ZM34 207H32V208H34ZM38 207H40V206H38ZM42 207H44V206H42ZM4 208V206H2L1 207V209H3ZM13 208L14 207H12V210H13ZM52 208V207H51ZM119 208V207H118ZM122 208V207H121ZM7 209H9V208H7ZM31 209V208H30ZM36 209V208H35ZM45 209V208H44ZM120 209V208H119ZM11 210V209H10ZM20 210V209H19ZM37 210V209H36ZM43 210V209H42ZM51 210V209H50ZM49 210V211H50ZM124 210V209H123ZM1 211V210H0ZM17 211V210H16ZM52 211H53V209H52ZM58 211V210H57ZM56 211V212H57ZM3 212V211H2ZM7 212H9L8 210H7ZM13 212H15V211H13ZM19 212V211H18ZM31 212H33V211H31ZM37 212V211H36ZM42 212V211H41ZM54 212V211H53ZM20 213V212H19ZM23 213V212H22ZM34 213V212H33ZM48 213H51V212H48ZM73 213L71 214V215H73ZM2 214V213H1ZM15 214V213H14ZM24 214V213H23ZM36 214V213H35ZM65 214V213H64ZM74 214H76V213H74ZM3 215V214H2ZM9 214H7V216H8ZM19 215V214H18ZM22 215V214H21ZM51 215H53V214H51ZM66 215V214H65ZM69 215V214H68ZM4 216H6L5 214H4ZM6 216V217H7ZM11 216V215H10ZM34 216V215H33ZM36 216V215H35ZM34 216V217H35ZM54 216V215H53ZM64 216V215H63ZM151 216V215H150ZM0 217H1V215H0ZM18 217V216H17ZM37 217V216H36ZM68 217V216H67ZM71 217V216H70ZM133 217L131 218L132 220H133ZM12 218H14V215H13V217ZM20 218H21V216H20ZM51 218V217H50ZM49 218V220H51ZM75 218V217H74ZM3 219H5V218H3ZM19 219V218H18ZM23 219V218H22ZM45 219V218H44ZM56 219V218H55ZM11 220V219H10ZM24 220V219H23ZM16 221V220H15ZM45 221V220H44ZM56 221H57V219H56ZM148 221V220H147ZM3 222V221H2ZM1 222V223H2ZM8 222V221H7ZM31 222V221H30ZM32 222H33V220H32ZM43 222V221H42ZM50 222H52V224L53 223H55V220H54V222L53 221H50ZM89 222V223H88ZM13 223V222H12ZM15 223V222H14ZM20 223V222H19ZM21 223H23V222H21ZM35 223V222H34ZM38 223V222H37ZM49 223V222H48ZM16 224H17V222H16ZM29 224V223H28ZM52 224H50V227L52 226ZM1 225H3V224H1ZM0 225V226H1ZM173 225H175L176 226V228H177V233H173L171 236H168L167 234H166V230H168V229H172V226ZM6 226V225H5ZM8 226V225H7ZM10 226H12V225H10ZM14 226V225H13ZM22 226V225H21ZM33 226L34 225H32V228H33ZM37 226V225H36ZM17 227V226H16ZM16 227L14 228L15 230H16ZM28 227H30L29 225H28ZM27 227V228H28ZM40 227H41V225H40ZM47 227V226H46ZM56 226L53 224V226H52V228H53V232H56V228H55ZM1 228V227H0ZM2 228H6V227H2ZM1 228V229H2ZM42 228H44V227H42ZM48 228V227H47ZM7 229H9V228H7ZM21 229H23V228H21ZM46 229V228H45ZM50 229V228H49ZM69 229H71V230H73L72 232L74 233V237H76L77 236V234H76V230H75V225L74 226H70V228ZM10 230V229H9ZM8 230V231H9ZM12 230V229H11ZM10 230V231H11ZM20 230V229H19ZM42 230V229H41ZM70 230V231H71ZM80 230H81V228H80ZM5 231H7L6 229H5ZM18 231V230H17ZM22 231H24V230H22ZM35 231V230H34ZM43 231H44V229H43ZM47 231V230H46ZM12 232V231H11ZM10 232V233H11ZM19 232V231H18ZM26 232L28 233V231H27V229H26ZM38 232V231H37ZM14 233V232H13ZM22 233V232H21ZM24 233V232H23ZM43 233V232H42ZM41 233V234H42ZM45 233V232H44ZM2 234V233H1ZM9 234V233H8ZM15 234H16V231H15ZM20 234V233H19ZM38 234V233H37ZM46 234V233H45ZM21 235V234H20ZM23 235V234H22ZM6 236V235H5ZM32 236V235H31ZM38 236V235H37ZM41 236H43V235H41ZM40 236V240L39 241H41V240H43L42 239V237ZM79 236V235H78ZM82 236V235H81ZM81 236H80V238H81ZM88 236V235H87ZM11 237V236H10ZM22 237V236H21ZM26 237V236H25ZM27 237H29V236H27ZM39 237V236H38ZM45 237V236H44ZM16 238H17V236H16ZM59 238V237H58ZM29 239V238H28ZM34 239V238H33ZM76 239V238H75ZM154 239H156V240H158V242L160 243V247L159 248H157V249H155L154 247H153V244H152V241L154 240ZM5 240V239H4ZM25 240V239H24ZM85 241H86V238L84 239ZM2 241V240H1ZM10 241V240H9ZM28 241V240H27ZM26 241V242H27ZM38 241V242H39ZM53 241V240H52ZM51 241V242H52ZM15 242H16V240H15ZM24 242V241H23ZM34 242H35V240H34ZM33 242V243H34ZM37 242V241H36ZM37 242V243H38ZM33 243H30L31 245L33 244ZM27 244V243H26ZM23 245H24V243H23ZM22 245V246H23ZM177 245H179V246H177ZM6 246V245H5ZM10 246V245H9ZM19 246H20V244H19ZM25 246V245H24ZM36 245H34L33 247H35ZM38 246H40V245H38ZM72 246V247H71ZM144 246V247H143ZM4 247V246H3ZM8 247V246H7ZM29 247H30V245H29ZM0 248H2L1 246H0ZM22 248V247H21ZM24 248V247H23ZM32 248V247H31ZM42 248V247H41ZM40 248V249H41ZM55 248V249H54ZM4 249V248H3ZM10 249V248H9ZM35 249L36 250H38L37 249V246L35 247ZM39 249V250H40ZM17 250V249H16ZM31 250V249H30ZM1 251H2V249H1ZM5 251V250H4ZM4 251H3V253H4ZM19 251H21V249L19 250ZM26 251V250H25ZM24 251V252H25ZM29 251V250H28ZM27 251V252H28ZM50 251V250H49ZM11 252V251H10ZM37 252H39V251H37ZM16 253V252H15ZM30 253V252H29ZM19 254V253H18ZM3 255V254H2ZM6 255V254H5ZM26 255V254H25ZM27 257H28V255H27ZM73 257H75V259H73ZM25 256H20L18 259H16V262H15V264H26L25 263ZM2 260H4V258H2ZM1 261V260H0ZM5 261V260H4ZM13 261H14V259H13ZM11 262H12V258L11 257H8L7 259H6V261L3 263V264H11ZM28 263V262H27Z\"/></svg>", "mask_w": 264, "mask_h": 264}, {"label": "water", "instance_id": "obj_3", "mask_svg": "<svg viewBox=\"0 0 264 264\" xmlns=\"http://www.w3.org/2000/svg\"><path fill=\"white\" fill-rule=\"evenodd\" d=\"M174 233H176V232H174ZM173 234V233H172ZM171 234V235H172ZM155 262H157L156 264H160V262H159V260L157 259V260H155Z\"/></svg>", "mask_w": 264, "mask_h": 264}, {"label": "snow or ice", "instance_id": "obj_4", "mask_svg": "<svg viewBox=\"0 0 264 264\" xmlns=\"http://www.w3.org/2000/svg\"><path fill=\"white\" fill-rule=\"evenodd\" d=\"M177 246H179V245H177Z\"/></svg>", "mask_w": 264, "mask_h": 264}]
</instances>
